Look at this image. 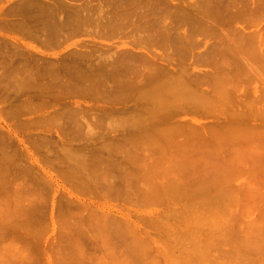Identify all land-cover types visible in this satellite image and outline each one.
<instances>
[{
  "label": "rangeland",
  "instance_id": "obj_1",
  "mask_svg": "<svg viewBox=\"0 0 264 264\" xmlns=\"http://www.w3.org/2000/svg\"><path fill=\"white\" fill-rule=\"evenodd\" d=\"M41 1H43V0H41ZM44 1H46V0H44ZM51 1L61 3L62 0L61 1L60 0L59 1L58 0H51ZM66 1L69 2V0H65V2ZM73 1H75V2H73ZM84 1L86 2V0H83V1H81V0L80 1L79 0H70V2L68 4H70V3L74 4L75 3V4L79 5L80 3H83ZM47 2H49V1H47ZM199 2H200V0L199 1L198 0H184V1L183 0H169V1L167 0L165 3L163 2V4H160L161 7L165 8L164 13L166 14V15L160 14V17L162 16L161 18H163V20L167 19L166 20L167 24L168 23L172 24V25L169 24V28L171 29V31H173L172 32L173 39H175V38L179 39V36H182L185 39V37L187 35V37H186L187 41L185 42L186 45H178L180 43L176 42V43H174V44H176V46H173L175 50L173 49V47L172 48L167 47V50H166L165 47L158 46V45H156L157 46V48H156V46L154 47V45H151L150 44L151 42H150L148 45H145L144 48H142V46H139L140 49H139V47H133V51L135 50L134 54H136V55L139 53L140 55L138 54V56H142L143 54L144 55L147 54L150 56V57H147L144 59L140 58V57L136 58V62H138L140 65L142 63V65H143L142 67H144L146 65L145 63H148V65H150L151 63H155V62H158V64H160V66L163 65L162 66L163 68L168 67L167 69H164V70L166 72H168V74H170L169 75L170 78L178 79L180 81H185L187 83V85H189V86H187L189 90L192 87L195 88V89L192 88L191 89L192 91L190 90L191 93L193 92L194 94L193 93L192 94L195 96L198 95L197 97L202 95L203 97L201 96V98L200 97L199 98L202 99L203 101L204 100L207 101L208 99L210 100V98L212 100H214L218 96V92L216 91L217 88H215V86L217 84L220 85L221 87H222V85L223 86L225 85V88L227 90L229 89L228 92L229 93L231 92L230 94L228 93L229 99H231V101H229V102L227 101L228 104L226 103L227 104L225 106L226 108H222L219 111H214V112L211 111V113L208 112L209 110L208 111H201V112H200V110L198 112H196L194 110H189V109H191L190 108L191 106L187 105L186 104L187 101H184V99H181L183 103L181 102V100H179L178 103H175L173 105V109H171L173 111H171L169 109H167L165 111L166 108H164L163 110L160 111V110H154L155 106L153 107L152 106L153 103L150 100L147 101V98L144 99V98H140L138 96L136 99L135 96H137V95H135V96L133 95L131 97H127V95H124L123 97H121L119 99L113 98L112 96H109V95L105 96L104 98H99V97L91 98L90 97L91 98L90 99L88 97L84 98L82 96H74V95H68L67 96L66 93H61L64 90H61V88L59 86L56 88L58 90L57 92H56V89L54 87H53L54 90H52V88L49 90L50 91L49 94H48V92L46 93L45 90L43 92L42 89L39 87H40V85L44 84L47 81L48 75L44 76L45 79L43 76L39 77V78H41L39 80H42V78H43V80H45V81H43L44 83L43 82L38 83V84H40L39 86H37L38 84L36 82H35V84H37V85L32 84V82L31 83L28 82L31 80L32 75H34V73L37 71V69H38L37 66L43 65V64L46 65L47 61H48V63H51L52 61L54 63V61H55L56 63H54V64H59V65H61L59 67L62 68L61 69L58 67L59 68V70H58L55 67L54 68L55 71L57 69V71H59L58 74L60 72H62L63 73V74L61 73L62 76H65V78H69V77H71V74H70V72H68V69L66 71V69H65L66 67L65 66L63 67V65H65L64 62H68L69 60L71 62L69 61L68 63L69 64L72 63V60H74V59H72V57L70 59L69 55L75 51H78L81 53H90V54L94 53L93 59L96 58L95 60L97 62H99L100 57H103V59H104V56H105V61H107V59L111 60L110 57L115 52H116V54H118V52L120 50H122V49L118 48L119 46H123L124 43H128L129 39H132V37L134 38L137 36L136 33L132 32V28H131V31L129 30L131 27V23L136 22V20L134 19L130 23L131 19L129 20L128 18H130V17H127L128 23H130V24L127 23L128 29H126V31L129 33L131 32L133 34V36L130 35L131 33L128 34V36H129V37H127V38H129L128 40L126 37H123V38H125V39H123L121 36L119 37V35H117V34H116V36L111 35V38L109 36L107 39V36L101 35V33L97 32L98 31L97 29L96 30L90 29L93 32L90 31V33H89V30H88L87 31L88 33L86 32V34L84 32L81 35L80 34H76L77 36L73 35L72 37L74 39L72 37L71 38L69 37L70 39H68V41L65 42L67 44H64V42H61V40H60L59 43L57 42V44L51 45L48 47L42 41H39V43L35 42L36 40L32 39V37L28 38L27 35L26 36L20 35L19 31H17V32H19V33H17L14 30H13V32H11L9 29H7V27H6L7 22L10 19L11 20L19 19L18 16L8 13V12H10L9 10H11L10 7L15 6L17 1L16 0H0V42H1L0 47L2 46L1 47L2 49L0 48V51H1V53H0L1 54L0 55L1 56L0 57V64H1L0 74L3 73L0 76V78H1L0 79V87L3 86L2 88H0V149H2V151L0 150V152H1L0 153L1 154L0 155V157H1L0 158V228L3 229V230L0 229V234H2V235H0V264H4L3 263L4 261H5V263L6 262L9 263V261L10 262L15 261L14 263L17 262L16 264H18V263L19 264H136V263H141V264L144 263L145 264V262H146V264H154V263L155 264H157V263L158 264H167V262H166L167 260L169 262L168 264H172L174 262L180 263L181 260L184 262H181L180 264H185V261H186V264H191V262L186 260V258L190 259L188 254H187L188 249L185 247V245H182V243L178 242V244H177V242H174L173 248L166 250L165 253L163 250H161L160 247H158L159 245H161V247L166 246L167 244L164 243L166 239L173 241V237L177 233V231L174 229L175 228L174 226H177L175 224L176 222L175 223L172 222L171 224L166 223L167 221L164 220L165 218H164L163 214L165 215L168 212V210H169V212H170V210L171 211L173 210L172 213H174V211L176 209L175 213L181 212L182 214L181 213H179V214H181L182 216L184 215L185 218H188L189 216H195V212H196L197 216L199 214L202 215L203 213H204L203 215L207 216L208 213L205 214V212H207L206 209H205V211H203V208H206V207L203 206L201 203H199L200 205L199 204L193 205L195 210H187V204H185V202L179 203V204L176 202H173L174 203V206H173L172 202H169L171 204L168 203L169 200H166L167 203H166V201L163 200L165 198L166 199L174 198L173 195H168V194H163V193H167L168 190H170L171 185L169 183H171V181H173V182L175 180L179 181V184L182 183L181 185H183V186L185 185V187L188 191H192L196 188L199 189V187L202 185L210 184V182L212 183L213 182L212 180H214L216 177L219 178L222 176L224 178V175H225V178H224L225 180L227 179L226 177H229L223 183V186H224L223 188L225 189L224 191L229 192L228 195L230 197H232V198L236 197V200L233 199L235 201H230L231 202L230 204H229V202L228 203L226 202V204L229 205L228 209L230 212L227 211L228 214H226V216L224 215L225 213L220 214L221 220L219 219L220 221L217 222V225L219 224L218 228L220 230L226 229V231H227L226 234H230V236H233L234 238H236V240L238 237V239L240 241H243L244 243H249V242L254 243L255 242L254 244L259 248L258 251L261 250L260 246H261L262 240L264 239V233H263L264 232L263 231L264 230V224L262 223V220L264 222V217H263L264 216V114H263L264 113V71H263L264 67L261 65L260 69L259 68L256 69L257 72L256 71H250V72L246 71L245 73L240 72V74H238L236 69H234L236 71V73L233 72V74H231V76L234 78H230V80L227 79L228 82H224V83L221 82V83L216 84L214 79L219 78V76H220V78L221 77L226 78L225 72H228L227 69H225L224 71L218 70V69L216 70V66H214L213 64H210V62L206 63L204 60H202L203 57H200V56L208 53L209 51L213 52L212 48H214L216 45H217V51L214 50L215 51L214 54L224 55V53H222V50H224V47H225L224 44H227V42H228V41L226 42V40L227 39L234 40L236 37L239 38L238 36H240L241 34H243L247 37L250 36V34H251V36H252V34L253 35L254 34L255 35L256 34L257 35H259V34L263 35L264 34V21H261L258 23H251V24H247V23L243 24V23H237L236 22V23L231 24L229 27L225 26L224 24H222V25L219 24V27L222 28L223 30H221L217 25H215L214 27L216 30L214 29V27L211 28V30H209L210 29L209 27H206V28L202 29L203 31H199V30H201V25H199L200 24L199 22H196L195 26H192L191 24H189V26L191 25L189 27L188 23L186 25V23H184L183 20L180 19V16L182 14H179V12L183 11V8H187V6H188V8L190 7V11H191L193 9L192 7H196L197 6L196 4ZM100 3H102V4H100ZM100 3L96 2V5L94 4L98 8L97 11H99V13L97 15L100 14L99 16L96 15V20L94 21L96 23L98 22L97 25L99 23H101L102 21H105L106 18L109 19L108 18L109 16H107V14L105 15V13L108 12L107 10H104V9H106V8H104L105 4H103L102 1ZM44 4H46V3H44ZM98 5H99V7H98ZM165 5L171 9H173V11H170L172 13L167 12L168 8L165 7ZM86 6L88 7L89 5H86ZM100 6H102V7L104 6L103 10ZM176 6L179 8L182 7L181 8L182 10H179L177 12L178 14H176L175 13L176 11H174V8H176ZM103 11H105V12H103ZM109 12H111V11H109ZM196 13H197V11H196ZM58 14L63 15L64 13H61V11H59ZM173 14L178 15L179 19H177V20H180V21L175 20V18H178V17L175 16V18H173L174 17ZM165 16H166V18H165ZM21 17L22 16H20V18ZM167 17H169V18H167ZM103 18H105V19H103ZM98 19L100 20V22ZM173 21L175 24L173 23ZM204 23L207 24L208 22H204ZM183 24H185V25H183ZM97 25H95V27ZM234 26H237V28ZM176 27L177 28L179 27V28L177 29ZM233 27H234V29L231 30V28H233ZM92 29H95V28H92ZM174 29H176V30H174ZM194 30L196 31V33ZM212 30H214V31H212ZM225 30H226V32H225ZM228 30L231 31V36H229L230 32ZM94 31L97 33H95ZM210 31H211V33H210ZM222 31H224V32H222ZM127 32H125V33H127ZM178 32H181V33H178ZM215 32H216V34H215ZM218 32L219 33L222 32L221 35ZM234 32H236L235 36H234ZM87 34H89V35H87ZM91 34H93V35H91ZM191 34H193L194 36H192ZM236 34H237V36H236ZM142 35H145V34L142 33ZM176 35H179V36H176ZM189 35L191 37H189ZM218 35H220L221 37ZM105 36H106V38H104ZM112 36H113V40H112ZM101 37H102V40H101ZM182 37H180V38H182ZM219 37H220V39H219ZM232 37H235V38H232ZM98 38H100V39H98ZM119 38H121L120 41L118 40ZM159 38H161V36H159ZM188 38H189V40H188ZM222 38H223V40H222ZM24 39H25V41H24ZM71 39H73V41ZM110 39H111V41H110ZM38 40H41V39L39 38ZM123 41H127V42H123ZM189 41L191 42V45H190ZM219 41H220V43H219ZM222 41H225V42H222ZM27 42L30 43L31 45H29ZM90 42L92 43V45H90L91 44ZM111 42H115V43L118 42V44L116 43L117 45L115 44V46L113 47L114 43L111 44ZM187 42L189 43V45ZM4 43H5V45H4ZM26 44L32 48H30L29 46H28L29 47L28 48ZM32 44L35 45L36 47L35 46L33 47ZM58 44H61V46L60 45L58 46ZM212 44L214 46H212ZM221 44H223V45H221ZM6 45H9V46H7L8 50L6 49ZM42 45H46V46L42 47ZM106 45L107 46L109 45V46L107 47ZM218 45H220V46H218ZM252 45L256 48V50L250 51L248 48H246L250 51L251 55H249L248 51H246L245 53L243 52V54H242L244 56L246 55L247 57H249V60H251L252 56H255L253 54H255V53L257 54L256 51H258L257 56L260 54L262 55V53H260V51H261V49L264 50V40L261 44H259V46H258V44H255V45L252 44ZM3 46L5 47V49L7 51L6 50L4 51ZM96 46H99L100 48L96 47ZM105 46L107 48H110V50L107 49ZM179 46H180L181 50L178 49ZM221 46H222V49L220 50ZM22 47H24V50ZM103 47H105V48H103ZM153 47H154V49H153ZM250 47H251V45H250ZM14 48H16L15 52H19L21 54L24 53L25 55L19 56L21 54L16 53V56L17 55L18 56L15 57V53H13V51L15 50ZM191 48H193V49H191ZM259 48H260V50H259ZM93 49H94V52H92ZM96 49H99V50H96ZM100 49H101V52H99ZM113 49H117L118 51L113 50ZM146 49H148V50L151 49V50L147 51ZM186 49H187V51H186ZM218 49H219V51H218ZM2 50H3V52H2ZM86 50H88V51L90 50V52H88ZM112 50L114 52H112ZM140 50L143 53L140 52ZM168 50L170 52H168ZM105 51H106V53H105ZM107 51L111 52L109 54V55H111L110 57L107 54L108 53ZM238 51L241 52L240 50H235L236 54H240ZM8 53H11L10 55L12 58L10 57V59H13L12 55H14V60L10 61V59L8 58L10 55ZM29 53H30V55H29ZM98 53H100V55ZM191 53H193L192 54L193 58L191 57ZM4 54L6 55V57ZM116 54H114V55H116ZM160 55H162V56H160ZM163 55H165V56L163 57ZM172 55H174V56H172ZM198 55H199V57L196 58V56H198ZM26 56L28 57V59ZM151 56H155V58L154 57L153 58L156 61L154 59L152 60ZM177 56H178V58H177ZM187 56H189V57H187ZM30 57H31V60H30ZM34 57H35V59H37V66H35L36 60L34 59ZM172 57H174V58L176 57V58L174 59ZM2 58H4L5 60ZM149 58L151 59V61L149 60ZM169 58L172 60V62ZM200 58H202V59H200ZM258 58L259 59H257V60H259V61H257V60L256 61L259 64L260 63L263 64L264 63V60H263L264 57H258ZM82 59L83 58H78L79 61ZM89 60L90 59H85V62H84V60H82L81 65H79V66H81L79 69L82 71L87 70L86 68L88 67L87 66L88 62H90ZM144 60H146V61H144ZM148 60H149V62H148ZM253 60H254V57H253ZM253 60L251 61V64L254 63ZM3 61H5V63ZM21 61H22V63H21ZM23 61H24V63H23ZM11 62H13V63H11ZM57 62H60V63H57ZM86 62H87V64H86ZM9 63L11 64V67H10ZM32 63H33V65H32ZM34 63H35V65H34ZM38 63H39V65H38ZM138 63H137V66H140ZM69 64H68V66H69ZM22 65L28 67L26 69V71L28 73L25 72V70L21 72L19 69H17L19 67H22ZM14 66L18 72L20 71L19 73L17 72L18 77L16 76L17 78L15 79L16 81H17V79H19V80L17 81V84H13V85L8 86L5 82V80H7L6 79L7 77L5 75H7L6 74L7 71L9 72L12 69L14 70L15 69ZM1 67H3V68L5 67V70ZM145 67H147V69ZM145 67L142 68L143 71L141 70V72L139 74L142 75L145 72H149L148 70H150L151 67L147 66V65ZM145 70H147V71H145ZM259 71H263V72H259ZM32 72H33V74H32ZM219 72H222V73H219ZM20 73L22 75H20ZM176 73L179 74L180 77L178 75H176ZM217 73H219V74H217ZM248 73H252V74H248ZM24 74H27V75L24 76ZM67 74H68V76H67ZM139 74L137 76H140ZM185 74L186 75L188 74L189 77H188V75L186 76ZM244 74L245 75L247 74L248 76L247 75L245 76ZM174 75L176 76V78L173 77ZM223 75H224V77H223ZM237 75H238V77H235ZM242 75H244V77H243L244 79L241 78L239 80V77H242ZM22 76H24V79H22L23 78ZM211 76H215V77L214 78L212 77V79H211ZM19 77H21V78H19ZM25 77H27V79L30 78V80L27 81V79ZM246 77H248V78L251 77V78H249V80H248V78H246ZM140 78H143V77H140ZM182 78L183 79L185 78V79L181 80ZM3 79H5V80L3 81ZM20 79H22V80H20ZM210 79L213 82L210 81ZM232 79H233V81H232ZM1 80L4 82L3 84H2ZM23 80L25 82L27 81L29 83V84H27V82H26V84L28 85L26 87H29V88L25 87L23 89L21 87H18L19 81L21 83V81L23 82ZM239 81H240V83H239ZM213 83L216 85H214ZM225 83H227V84H225ZM233 83H235V85H233ZM110 84L112 85V83H110ZM111 85H109V86H111ZM21 86H23V85H21ZM210 86H211V88H210ZM6 87H8V91L6 90ZM30 87H33V90H32V88L30 89ZM35 87L38 89H35ZM102 87H104V88H102L104 90L105 86H102ZM227 87H229V88H227ZM12 88H13V91L11 90ZM19 88L23 89V90H21V93H20ZM196 88H197V91H196ZM14 89H15V92H14ZM18 89H19V91H18ZM210 89H212V91ZM200 90L201 91L203 90V92L202 93L200 92L201 94L200 93L198 94L197 92ZM214 90L216 91V93H214L215 92ZM16 91L18 93H16ZM24 92H25V94H24ZM39 92L40 93L43 92V94H40ZM232 92H234V93H232ZM58 93H59V95H57ZM20 94H21V96H20ZM55 94H56V96H55ZM211 94H213V96ZM18 95H19V97H18ZM207 96H208V98H207ZM204 98H206V99H204ZM116 100H118V101L120 100V102H118ZM145 101L147 102V104ZM150 102H151V104H150ZM137 103H139V104H137ZM29 104H31L30 107H29ZM22 105L26 106V109L24 108L25 110L23 109V107H25V106L22 107ZM34 105H36V106H34ZM144 105H146V106H144ZM149 105H150V107H149ZM185 105H187V106H185ZM142 106L146 107L147 109L144 108L145 109L144 110L142 108ZM177 106H178V109L176 108ZM151 108H152V110H151ZM35 109H38V110H35ZM141 109L144 111H142ZM106 110L108 113L111 112V113H109L110 115L107 112H105ZM61 111H63V113ZM75 111H77V112H75ZM153 111H155V112H153ZM156 111H158V113ZM170 111H171V113H170ZM259 111H260V113H259ZM130 112L131 113L133 112V114H131ZM136 112H139V113H136ZM165 112H167V113H165ZM207 112L209 114H207ZM75 113H76L77 117H76ZM112 113L115 114L117 117L114 115H111ZM102 114H104V115H102ZM162 114H163V116H162ZM236 114L237 115L239 114L240 116L238 115L239 117L234 119L233 116ZM69 115H71L72 117ZM74 115H75V118L73 119ZM83 115H84V117H81ZM100 115H102V116H100ZM118 115H121V116L119 117ZM55 116H57L58 121L59 120L61 121V119H62V121L64 120L63 122L62 121L61 122L64 123L67 130H63V132H62V130L60 131L59 125L62 123L60 121L58 122L57 119L55 118ZM60 116H61V118H60ZM67 116H69V117H67ZM79 116L81 117L80 119H79ZM94 116H95V118H94ZM140 116H141V118H140ZM87 117H89V118H87ZM142 117H144V118H142ZM149 117L151 119V122H150ZM157 117H159V118H157ZM46 118L48 120H46ZM97 118H98V120H97ZM119 118H121L122 120H120ZM145 118L147 121L144 120ZM240 118H241V120H239ZM68 119L70 121L73 120V122L75 121V123L69 122ZM94 119H96L97 122ZM104 119L106 121H104ZM109 119L112 121L113 120L114 121L116 120V121L112 122V121H109ZM125 119L130 120V121L127 122ZM131 119L132 120L135 119V120L132 121ZM54 120L56 122H54ZM86 120H88V121L86 122ZM118 120H120L119 124L117 123ZM158 120H160V122ZM47 121H48V123H47ZM92 121H95V122H92ZM245 121H246V123H245ZM49 122L51 124H49ZM76 122H77V124H76ZM136 122H139V124L138 123L135 124ZM140 122H143V123H140ZM163 122H165V123H163ZM243 122L245 123V126H244ZM79 123H82V124H80L82 129H81ZM107 123H109V124H107ZM132 123L134 125H132ZM97 124L99 127L97 126ZM105 124H107V125H105ZM124 124H125V126H124ZM126 124L128 126H126ZM86 125H88V126H86ZM117 125H119L118 126L119 128L116 127ZM78 126H79V128H78ZM83 126H85V127H83ZM121 126L123 127V129ZM231 126L233 127L232 129L241 128V131H240L241 133H236V134H238V135L235 134L236 138H235V135H233L231 138L226 139V138H224V136H226V134H225L226 129L230 128ZM91 127H93V128H91ZM139 127H141V128H139ZM145 127H146V130L143 131L142 129L143 128L145 129ZM169 127H171V128H169ZM74 128H75V130H72ZM87 128L89 129V131ZM96 128H98V129H96ZM125 128H126V130H125ZM151 128H156V129H151ZM218 128H220V129H218ZM76 129L78 131H76ZM101 129H103V130H101ZM139 129H140V132H139ZM171 129H173V130H171ZM81 130H83V131L85 130V131L83 132ZM94 130L95 131L98 130L96 132V134H94L95 133ZM165 130H167V131H165ZM168 130H170V133ZM67 131H70V132H67ZM91 131L92 132L94 131V133H92ZM156 131H157V133H156ZM172 131H174V132H172ZM75 132H76V134H75ZM81 133H83L84 135L83 134L80 135ZM99 133H101L102 135ZM162 133H163V135H162ZM77 134L79 136L76 137L75 135H77ZM92 134H93V137H92ZM104 134H106V135H104ZM166 134H168L169 137H167L168 135H166ZM239 134H241V136ZM129 135L139 136L141 138V141H139L138 144L136 143L137 141L131 143V142L126 140L127 138H131V136L129 137ZM142 135H144V136H142ZM157 135H159V136H157ZM81 137L82 138L84 137V139H81ZM151 137L154 141L151 139ZM155 137L156 138L159 137L157 139L159 141H162V142L159 143V141ZM180 137H182V138H180ZM217 137H219V139ZM212 138L214 140H212ZM215 138H217V139H215ZM86 139H88V140H86ZM147 139H150V140L146 141ZM230 139H232V140H230ZM83 140H84V142H83ZM155 140H157V141H155ZM167 140H169V141H167ZM174 140H176V141H174ZM221 140H223V143ZM72 141H74V142H72ZM88 141L90 143L93 142V143H91L92 145L89 144ZM123 141H125V143H122ZM151 141H152V143H151ZM165 141H167V142H165ZM103 142H104V144H103ZM183 142H184V144H183ZM72 143H73V145H72ZM74 143H75V146H74ZM79 143H81V144H79ZM106 143L108 144L109 147L105 146V145H107ZM115 143H117V144H115ZM156 143H157V146H154V145H156ZM112 144H114V145H112ZM160 144H162L165 147H163ZM174 144L176 145V147ZM64 145H65V147H64ZM68 145L69 146L71 145V146L69 147ZM76 145H78V146H76ZM86 146L88 149H86ZM115 146H117L118 149H116ZM120 146L122 149L120 148ZM81 147L83 149H81ZM110 147H112V148H110ZM128 147L130 148V150H128L129 149ZM178 147H179V149H178ZM70 148H71V150H70ZM75 148H76V150L78 148V151H76ZM66 149H68V150H66ZM106 149H107V151H106ZM111 150L114 151L115 154H113V152H109ZM66 151L68 153L73 152V151L78 152L79 154L80 153L83 154V156H85L86 153H87V155H89V153L92 152L90 155H91V157H93V159H91V161L87 162L86 166L82 165V167L83 166L86 167L87 172L85 171L84 174L91 175V172L93 171V174H92V175H94L93 177L96 179L98 178V180H96V183H95L96 186H93V187H95V188H93L95 191L94 193H93V191L91 192L92 194L87 190L84 191V189L80 186V185H82V183H84V181L81 180L82 174H77L75 176V178L73 177V179L71 178L70 180L67 177H65L67 172H68V169H69L68 167L71 166V162L69 164V162H68L69 160H65V158H64L63 154H67ZM100 151L101 152L103 151V153L106 152V156H105V154L103 155V153L101 154ZM116 151L119 152V154ZM130 151L134 157L131 155ZM133 151H135V154ZM5 152H7V153H5ZM59 152L61 155H59ZM125 152L127 153L128 156L123 155V154H125ZM3 153H4V156H2ZM5 154H8V155L5 156ZM10 154H12V155H10ZM97 154L100 157H101V155L103 157L105 156L106 162H105V160L104 161L98 160ZM90 155L88 157H90ZM109 155H112L113 157L112 156L110 157ZM8 156H11L12 158H10V157L5 158ZM57 156H61V157H57ZM94 156H95V158H94ZM141 156H143V159L141 158ZM126 157H128V159H125ZM134 158H136V159H134ZM163 158H165V159H163ZM168 158L170 159V161L168 160ZM2 159H4L6 163L5 162L3 163ZM57 159H59L60 161H58ZM138 160H140V162ZM165 160H167V161H165ZM7 161L8 162L10 161V163H9V166L11 165L10 167L8 166ZM62 161H64L63 163L65 165L66 164H68V165L63 166ZM132 161H134V162H132ZM56 162L62 163V164H58ZM148 162H150V163H148ZM180 162H181V164H180ZM93 163H95V164H93ZM114 163H115V165H113ZM135 163H136V165H134ZM1 165L2 166L5 165L6 166L5 169L6 168H8V169L5 171L4 166L2 167ZM60 165H62V168ZM107 165H109V166L107 167ZM163 165L164 166L166 165V167H164ZM172 165H176V166H172ZM177 165H180L179 166L180 168H178ZM89 166L93 169L87 170V168L89 169ZM145 166H146V168H145ZM84 167L82 168V171L84 170ZM133 167L136 169H134ZM148 167H150V168L148 169ZM160 167H161L162 172L160 170ZM173 167H175V168H173ZM2 168H3V170H2ZM94 168H96L98 170H95ZM103 168H104V170H103ZM110 168H112L113 170ZM165 168H166V172H165ZM121 169L123 170L122 173L120 172ZM126 169H128V170H126ZM170 169H172L173 171L171 172ZM101 170H103V171H101ZM107 170L110 172L109 176H108ZM129 170L132 174L129 172ZM148 170H150L152 172H150ZM95 171H97V172H95ZM104 171H106V173ZM115 171L118 172L120 175L118 173H114ZM153 171L156 173V175L152 174V173H154ZM3 172H4V175H3ZM23 172L25 175L23 174ZM98 172H100V173H98ZM134 172L136 174H134ZM63 173L65 174V176ZM145 173H146V175H145ZM165 173H167L168 175H166ZM175 173H177V174H175ZM190 173H192L191 175H194V173L196 175L190 177ZM227 173L229 176H227ZM96 174H97V176H95ZM102 174H105V175H102ZM147 174H148V176H147ZM219 174H222V175H219ZM128 175L131 178L128 177ZM135 175H137V178L139 175L140 176L138 179H136ZM183 175H184V177H183ZM185 175L187 176V178ZM210 175H212V176H210ZM98 176H101V177H98ZM123 176H124V178H123ZM132 176H134V177L132 178ZM149 176H151V177H149ZM167 176H170V177H167ZM180 176L182 177V179L181 178L176 179L177 177H180ZM77 177H78V179H77ZM110 177L111 178L113 177L112 181H111ZM114 177L118 178V180L116 178L114 179ZM125 177L128 178V180L126 179L128 182L125 180L126 183L123 180V179H125ZM147 177H149V178H147ZM158 177H159V179L157 180ZM192 177H194V178H192ZM102 178H104V179H102ZM154 178H155V180H154ZM162 178H164V180ZM169 178H171V180H169ZM209 178H210V180H209ZM131 179H133V180H131ZM145 179H146V181H145ZM149 179H151L153 182H151ZM78 180H81V181H78ZM114 180H115V182H114ZM136 180L139 183V185L135 184V186H134L133 183L134 182L137 183ZM167 180H168V182H167ZM118 181L120 183L121 182L123 183V187L125 186L124 190H123V187L121 186L122 184H120ZM140 181H142V182H140ZM147 181L148 182L150 181V182L146 183ZM155 181H158V182L156 183ZM162 181H164V182L162 183ZM79 182H81V183H79ZM104 182L106 184L108 182V185H106ZM154 182H155L157 187L155 186V184H153ZM128 183L132 184V186ZM140 183H141V186H140ZM150 183L152 184L151 186H150ZM159 183L161 186L164 185V188L162 187L163 191H162V188L159 185ZM165 183H168V187H166L167 184H165ZM98 184H101V185L99 186ZM114 184H116V185H114ZM118 184H120V185H118ZM109 185H111V186H109ZM143 185H144V188H146V190L142 187ZM101 186H103V187H101ZM105 186H106V188H108L107 186H109L108 189H109L110 194L108 193V189H106ZM119 187H121L120 189H122V192L124 191L123 192L124 194L126 192H128L125 194V195L128 194L127 198L124 194H119V190H118ZM131 187H133V188H131ZM137 187H138V190L136 189ZM139 187L142 190H140ZM149 187H150V190H149ZM97 188L100 189L101 191L98 190ZM102 188L104 190L103 193H102ZM112 188H113V190H112ZM129 188H131V189H129ZM154 188L155 189L157 188L158 190L155 191V190H153ZM79 189H81V190H79ZM96 189L98 190V192H96ZM125 189H127L126 192H125ZM133 189L135 190L134 193L136 194L138 192L139 195L138 194L135 195L134 193H132ZM165 190H167V192H164ZM140 191H142V192H140ZM152 191L153 192L155 191V192L153 193ZM115 192H116V194H115ZM157 192L161 193V194H158ZM98 193H100V194H98ZM129 193H131V195H129ZM143 193H145V194L143 195ZM230 193L233 196L230 195ZM117 194L121 195L120 198ZM156 194H157V196H156ZM116 195H117V197H116ZM132 195H134L133 196L134 198L132 197ZM145 195L146 196L150 195L151 198L152 197H154V198L151 199L150 197H148V199H147ZM159 195H160V197H159ZM122 196H124V197H122ZM158 197H159L160 201L156 200V199H158ZM145 198L147 199V201L145 200ZM138 199H140V200H138ZM149 199H151L152 201ZM155 201H157V202L155 203ZM158 201L161 202V204ZM233 202L237 203V204H234ZM141 203H143L144 205ZM103 204H106V205L108 204L107 206L110 208V210L109 211H106V209H103V211H101V209L96 210L97 206H100ZM232 204H233V206H232ZM184 205H185V208H184ZM230 205H231V208H230ZM170 206H173L174 209H173V207H170ZM177 206H178V208H176ZM30 209H32V210H30ZM179 209H182V210L179 211ZM185 209L187 211H184ZM232 210L234 213L233 217H232L233 213L231 212ZM28 211H31V212H28ZM96 211H97V213H95ZM27 212L30 214H28ZM183 212H185L187 214H185V213L183 214ZM101 213L103 216H101V215L98 216ZM192 213L194 215H192ZM66 215H69L70 217H72V219L69 218V216L67 217ZM74 215H75V217H74ZM94 215L98 216V218L101 217V219H99V220H101V222L103 220V223L104 224L106 223L107 227L110 230L117 229L120 226L123 227L126 224V231L128 228L130 229V231H128L130 233V235H128L127 241H129V240H131V241L136 240L139 242L143 241V242H146V243H144L145 245H148L147 248L149 250L147 249V251H150L151 253L147 252V256H145L147 259H144L145 257H143V260L140 262L141 259L138 260L136 257H134L133 254L131 255V253H129L130 250H128L126 242L119 241L118 238L115 239L112 236H108L105 238V236L108 235V231H107V229L103 230V227H101L102 228V230H101L100 226H105V225L103 223H102L103 225L100 224L98 221V218ZM160 215H161V217H160ZM227 215H229V216L227 217ZM230 215H231V218H230ZM28 216H30V217H28ZM87 218L90 220L91 219L96 220V221H94V226L91 225L93 223L92 220L89 221ZM159 218H161V220H158ZM68 219L72 220V222L68 221ZM104 219H105V222H104ZM180 219L177 222L178 224H179V222H181ZM230 219H233L234 222L233 223L230 222V221H232ZM74 220L77 222L75 223ZM163 220H164V224H163ZM227 220H228V222H227ZM78 221H79V223H78ZM97 221H98V223L96 224ZM109 221L111 222V224H109V226H108V223H110ZM156 221H157V223H156ZM117 222H119L120 224L122 223V224L120 225ZM88 223H90V224H88ZM115 223L117 224V226L118 225L119 226L118 227L115 226L116 225ZM151 223L152 224L154 223V225H152ZM261 223L263 224V226L261 225ZM12 224L13 225L16 224V225L11 227ZM76 224L79 225V228ZM95 224L99 226L97 229H96L97 226ZM127 224H128V226H127ZM220 224L223 225L224 227L222 226V228H221ZM113 225H114V228H113ZM155 225H157L158 228H160V229H158ZM203 225H204V222H203ZM206 225L207 224H205L203 226L204 228L208 227V228L203 229L206 232V233H203V238L208 239V240H204V239L200 238V240H198V242L199 241L200 242L205 241L202 244V245L205 244L204 247L207 246V244H209L208 245L209 251H207V248H205V249H206L207 255H210V254L211 255H210V257L207 256L208 258L206 256H204V258H207V259H206L205 263H202L205 260L203 258L201 264H216V263L217 264H220V263L221 264H225V263L242 264V263H240V262H242V260L237 255L234 254L233 249H232V247H234L233 246L234 244L232 243V241L235 242L234 241L235 239L231 238L232 239L231 240L229 237V239H230L229 240V239L225 238L226 235L221 237L220 236L221 233L219 232L220 230L217 231V232H219L218 236H220V237H218L219 239H216L217 235L215 233L212 232L210 234L212 236H210L208 234V232L210 233L211 230L208 231L210 228L208 225L207 226ZM148 226L152 227L153 229L149 228ZM166 226H168V227H166ZM171 226H173V228ZM258 226H260V227H258ZM5 227H8V229ZM9 227H11V228H9ZM164 227H165V229H163ZM177 227H180V225H178ZM99 228H100V230H99ZM123 228L125 229V227H123ZM167 228L168 229L170 228L173 231L170 229H169L170 231H168ZM255 228L256 229L261 228V230L257 229V230H259V231H257ZM252 229H255V233L253 232L254 230H252ZM98 230H99V232H98ZM162 230H164V231L166 230V232L162 233ZM213 230L215 231V229H213ZM4 231H6V233ZM146 231H147V233H146ZM256 231H257V233H256ZM8 232H9V234H8ZM104 232L105 233L107 232L106 235L104 234ZM128 232H127V234H128ZM148 232H150V233H148ZM250 232H251V234H250ZM258 232L259 233L261 232L263 235L262 236L260 235V237H258V235H259ZM222 233H223V231H222ZM138 234H140V236H138ZM148 234H150V235L148 236ZM156 234L159 235L158 237H160V238L156 237ZM160 234L162 235V237ZM165 234H167V235H165ZM213 234H214V236H213ZM97 235L99 236L98 238H97ZM100 235H102L103 237ZM141 235L143 237L146 235V237H144V239H143ZM168 235H170V237ZM176 235H175V237H176ZM204 235L205 236L209 235L210 237L209 236L205 237ZM249 235H250V237H249ZM152 236L155 237V239L153 238L154 240L152 239ZM100 237L103 239H101ZM148 237H150L151 239H149ZM257 237L258 238L262 237L263 239L262 238L258 239ZM113 238H114V240H111ZM222 238L224 240H222ZM249 238H250V241L247 242L246 240H249ZM146 239L151 240V241L149 242ZM156 239H157V241H156ZM213 239L214 240L216 239L215 242H213ZM226 239L228 241L227 243L224 242V241H226ZM242 239H245V240H242ZM152 240L154 241V243L152 242ZM210 240L213 243L212 242L210 243ZM220 240L225 243L224 244L225 246L222 247V245H223L222 242L218 243V242H220ZM257 240L259 242H257ZM96 242H98V243H96ZM148 242H149V244H148ZM151 242L153 245H151ZM263 242H264V240H263ZM179 243L183 247L182 246L180 247ZM156 244H159L156 247L157 249L154 248V246H156ZM217 244H219V246ZM229 244H232V246L231 245L228 246ZM216 245H217V247H214L216 249H214L213 247L209 248L210 246H216ZM177 246H179V247H177ZM4 247H5V249L7 248L6 249L7 251L4 249V252L6 251L5 253L9 254L8 256H10V260L8 258V261H7L8 256L4 252H2L3 251L2 248H4ZM166 248H168V247H162V249H166ZM183 248H186V249L184 250ZM224 248H226V249H224ZM210 249H212V251ZM220 249L221 250L223 249V251H221ZM183 250L185 252H183ZM160 251H163L162 253H164V255L167 254V257L165 258L164 255L162 256V253ZM167 251L169 253H167ZM258 251H257V256H256L257 260L259 257L260 258L264 257L263 256L264 250H261L260 252H258ZM154 252H155V255H157V253H158L159 256L157 255L155 257V255L153 254ZM258 253H259V255H258ZM149 254H150V256H149ZM152 254H153V256H152L153 258L151 257ZM185 254L187 255L186 258L184 257ZM227 254H229V255H227ZM233 254L235 255L233 257L234 259L231 258V256ZM15 255H16V259H15ZM224 255H226V258ZM13 256H14L15 260L13 258H11ZM18 256H20V258H18ZM174 256H176V257L181 256V258H178V260H177V259H175L176 257H174ZM4 257H6V260ZM159 257L160 258L162 257L163 260H162V258L160 259ZM227 257H228V260L230 258L232 260V262H230V260L227 261ZM150 258H151V261H150ZM171 258H172V260H171ZM18 259H20V260H18ZM165 259H166V261H165ZM173 259H175L176 261H174ZM144 260H145V262H144ZM133 261H135V262L132 263ZM161 261H162V263H161Z\"/></svg>",
  "mask_w": 264,
  "mask_h": 264
},
{
  "label": "bare ground",
  "instance_id": "obj_2",
  "mask_svg": "<svg viewBox=\"0 0 264 264\" xmlns=\"http://www.w3.org/2000/svg\"><path fill=\"white\" fill-rule=\"evenodd\" d=\"M17 1V3H16V5L15 6H13V7H10L11 8V10H9L10 12H8L9 14H12V15H16V16H18L19 17V19H14V20H9L8 22H7V29H9L11 32H13V30L15 31V32H17V31H19L20 32V35H23V36H28V38L29 37H32V39H35L36 41L35 42H38L39 43V41H42L44 44H46L48 47L49 46H51V45H55V44H57V42L59 43L60 42V40H61V42H64V44H67V43H65V42H67L68 41V39H70L73 35H76V34H82V33H84L85 32V34H86V32L89 30V33H90V31L91 30H98L97 32H99V33H101V35H106L107 36V39H108V37L110 36V38H111V35H114V36H116V34L117 35H119V37L121 36L122 38L123 37H129L128 36V34H130L129 32H127L126 31V29H128L127 27H128V24H130L134 19L136 20V22H132L131 23V27H130V31H131V28H132V32L133 33H136L137 34V38L136 37H132L133 36V34L131 33L130 35H132L131 37H132V39H129V38H127V40L129 39V41H128V43H124L123 44V46H119L118 48H120V49H122V50H120L119 52H118V54H116V52L114 53V54H116V55H114L113 53V55L111 56V55H109L111 52H108L109 50H110V48H107L106 46V48L107 49H109L107 52V54L109 55V57L111 58V60L110 59H107V61H105V56H104V59H103V57H100V59H99V62H97L95 59L96 58H94L93 59V54L91 53H81V52H78V51H75V52H73V53H71L69 56H70V59H71V57H72V59H74V60H72V63L71 64H69L68 62L70 61H68V62H64V64L65 65H63V67L65 66L66 68V71H67V69H68V72H70V74H71V77H69V78H65V76H62V72H60L59 74H58V72L59 71H57V69L59 70V68H61V67H59V66H61V65H59V64H54V63H56L55 61H54V63H53V61L51 62V63H48V61H47V64L46 65H39V63H38V65L40 66H37V59H35V57H34V59L36 60V65H35V63H34V65L35 66H37L38 67V69H37V71L34 73V75H32V78H31V80H30V78H28L27 79V77H25L26 79H27V81L28 80H30V81H28L29 83H31L32 82V84H34V85H37L38 83H41V82H43V81H45V80H43V78H42V80H39V79H41V78H39L40 76H47L46 78H47V81L44 83V84H42V85H40V84H38L37 86H39L40 85V87L39 88H41L42 89V91L44 92V90L46 91V93L48 92V94L50 93V89L52 88V90H54L53 89V87L56 89L58 86L61 88V90H64L63 92H61V93H66L67 94V96L68 95H74V96H82V97H88V98H94V97H99V98H104L105 96H112L113 98H116V99H119V98H121V97H123L124 95H127V97H131V96H135V95H137V96H135L136 97V99H137V97L139 96L140 98H147V101L148 100H150L152 103H153V107L155 106V109L154 110H163L164 108H166L165 109V111L167 110V109H169V110H171V109H173V105L175 104V103H178V101L179 100H181V99H184V101H187L186 102V104L187 105H189V106H191L190 108L191 109H189V110H194V111H196V112H198L199 110H200V112L201 111H208V112H210L211 113V111H219L220 109H222V108H226L225 106L228 104V102L229 101H231V99H229V95H228V91H229V89L227 90L226 88H225V85L223 86L222 85V87L220 86V85H218L217 83H224V82H228V80H230V78H234V77H232L231 76V74H233V72H235L236 73V71H237V73L238 74H240V72H250V71H256V69L257 68H261L260 66L262 65L263 67H264V63L263 64H259L257 61H259V60H257V59H259L258 57H264V50L263 49H261V51H260V53H262V55L260 54V55H258L257 56V54H258V51H256L257 52V54L255 53V54H253V55H255V56H252L251 57V60H249V57H247L246 55L244 56V55H242L243 54V52L245 53L246 51H248V53H249V55H251L250 54V51H252V50H256V48L252 45V44H258V46H259V44H261L262 42H263V40H264V34L263 35H253L252 34V36H251V34H250V36H245V35H243V34H241L240 36H238L239 38H235V37H232V38H235L234 40H230V39H227L226 40V42H227V44H224V50H222V53H224V55H217V54H214L215 53V51H217V45L214 47V48H212V50H213V52L212 51H209L208 53H206V54H204V55H202V56H200V57H203V59L202 58H200V59H202V60H204L206 63H208V62H210V64H213L214 66H216V70L218 69V70H225V69H227V71L228 72H225L226 74H225V76H226V78H220V76H219V78H217V79H214L215 80V82H216V84H214V85H216L215 86V88H217V92H218V96L214 99V100H212L210 97V100L208 99L207 101H203L202 99H200L201 98V96H199V97H197V96H195V95H193L192 93H191V89L193 88H190V90L188 89V87L187 86H189V85H187V83L185 82V81H180V80H178V79H173V78H170L169 77V75L170 74H168V72H166L164 69H167L166 67L165 68H163L162 66H160V64H158V62H155V63H151L150 65H148V63H145L147 66H150L151 68H150V70H148L149 72H145V73H143L142 75L141 74H139L140 72H141V70H142V68H144V67H142L143 65H142V63H141V65L138 63V62H136V58H147V57H150L149 55H142V56H138V54L136 55V54H134V52H135V50L133 51V47H139V46H142V48H144V46L145 45H148L150 42V44L151 45H154V47L156 46V45H158V46H162V47H165L166 48V50H167V47H173V46H176V44H174V43H180V44H178V45H186V41H187V39H186V37H187V35H186V37H185V39H184V37H182V36H179V35H176V36H179V39L178 38H175V39H173V34H172V32L173 31H171V29L169 28V24L170 23H166L167 21V19H164L163 20V18H161L160 17V14H162V15H164L165 13H164V11H165V8H163V7H161L160 6V4H163V2L165 3L167 0H86V2L84 1L83 3H80L79 5L78 4H73V3H70V4H68L69 2H70V0H69V2H65V0H60L61 1V3H57V2H53V1H51V0H46V1H41V0H16ZM47 1H49V2H47ZM59 1V0H58ZM80 1V0H79ZM81 1H83V0H81ZM103 2V4H105V7L104 8H106V9H104V10H107L108 12H106L105 13V15L107 14V16H109L108 18L109 19H107L106 18V20L105 21H102L101 23H99L98 25H97V23L96 22H94L95 20H96V15L99 13V11H97L98 10V8H97V6H95L96 5V2L97 3H100V2ZM169 1V0H168ZM184 1V0H183ZM199 1V0H198ZM73 2H75V1H73ZM44 3H46V4H44ZM95 4V5H94ZM100 4H102V3H100ZM199 4V5H198ZM86 5H89L88 7L86 6ZM167 5V4H166ZM165 5V7H167ZM173 5V4H172ZM195 5V4H194ZM197 6L196 7H192L191 9V11H190V7L188 8V6H187V8H183V11H181V12H179V14H182L181 16H180V19L181 20H183V22L184 23H186V25H187V23H188V26H189V24H191L192 26H195L196 24V22H199L200 24L199 25H201V30H199V31H203L202 29L203 28H206V27H209L208 29L209 30H211V28H213L215 25H217L218 27H219V24H224L225 26H230L231 24H233V23H243V24H245V23H247V24H251V23H258V22H261V21H264V0H200V2L199 3H197L196 4ZM12 6V5H11ZM64 6V7H63ZM66 6V7H65ZM107 6V7H106ZM175 6V5H174ZM183 6V5H182ZM192 6V5H191ZM98 7H99V5H98ZM101 8H102V10H103V7L102 6H100ZM160 7V8H159ZM171 7V6H170ZM184 7V6H183ZM168 9V11L167 12H169V13H172V12H170V11H173V9H171V8H169V7H167ZM182 8V7H181ZM181 8H179V7H177L176 6V8H174V11H176L175 13L176 14H178L177 12L179 11V10H182ZM164 9V10H163ZM59 11H61V13H64L63 15L62 14H58L59 13ZM109 11H111V12H109ZM196 11H197V13H196ZM103 12H105V11H103ZM168 14V13H167ZM100 15V14H99ZM99 15H97V16H99ZM166 15V14H165ZM172 15V14H171ZM174 15V14H173ZM20 16H22L21 18H20ZM106 16V17H107ZM169 16V15H168ZM175 16L176 17H178V15H174V17L173 18H175ZM127 17H130V18H128L129 20L131 19V21H130V23H128V19H127ZM99 18V17H98ZM165 18H166V16H165ZM167 18H169V17H167ZM103 19H105V18H103ZM177 19H179V17L178 18H175V20H177ZM99 20V19H98ZM177 21H180V20H177ZM99 22H100V20H99ZM182 22V23H183ZM204 22H208L207 24L206 23H204ZM96 23V24H95ZM128 23V24H127ZM173 23H174V21H173ZM178 23V22H177ZM175 24V23H174ZM95 25H97L96 27H95ZM170 25H172V24H170ZM179 25V24H178ZM181 25V24H180ZM183 25H185V24H183ZM190 25V26H191ZM198 25V26H199ZM236 25V24H235ZM238 25V24H237ZM240 25V24H239ZM189 26V27H190ZM233 26V25H232ZM5 27V28H6ZM171 27V26H170ZM173 27V26H172ZM175 27V26H174ZM222 27V26H221ZM234 27H236L237 28V26H234ZM234 27L233 28H231V30L232 29H234ZM92 28H95V29H92ZM177 28V27H176ZM179 28V27H178ZM177 28V29H178ZM192 28V27H191ZM220 28V27H219ZM91 29V30H90ZM190 29V28H189ZM195 29V28H194ZM199 29V28H198ZM214 29H215V27H214ZM218 29V28H217ZM221 30H223L222 28H220ZM225 29V28H224ZM83 30H85L84 32H82V33H79V32H81V31H83ZM174 30H176V29H174ZM180 30V29H179ZM216 30V29H215ZM227 30V29H226ZM226 30H225V32H226ZM195 31V30H194ZM212 31H214V30H212ZM229 32H230V35L229 36H231V31L230 30H228ZM235 31V30H234ZM19 32H17V33H19ZM91 32H93V31H91ZM95 32V31H94ZM97 32H95V33H97ZM125 32H127V33H125ZM175 32V31H174ZM205 32V31H204ZM203 32V33H204ZM222 32H224V31H222ZM222 32H218L220 35H221V33ZM261 32V31H260ZM88 33V32H87ZM94 33V34H95ZM142 33H144L145 35H142ZM178 33H181V32H178ZM194 33V32H193ZM195 33H196V31H195ZM210 33H211V31H210ZM235 33L236 32H234V36H235ZM239 33V32H238ZM241 33V32H240ZM175 34V33H174ZM208 34V33H207ZM215 34H216V32H215ZM214 34V35H215ZM226 34V33H225ZM233 34V33H232ZM19 35V36H20ZM87 35H89V34H87ZM91 35H93V34H91ZM182 35V34H181ZM192 36H194L193 34H191ZM220 35H218V36H220ZM223 35V34H222ZM22 36V37H23ZM77 36V35H76ZM97 36V35H96ZM100 36V35H99ZM106 36L104 37V38H106ZM159 36H161V38H159ZM184 36V35H183ZM236 36H237V34H236ZM21 37V36H20ZM70 37V38H69ZM180 37H182V38H180ZM189 37H191L190 35H189ZM217 37V36H216ZM221 37V36H220ZM220 37H219V39H220ZM224 37V36H223ZM228 37V36H227ZM25 38V37H24ZM41 39V40H38V39ZM44 38V39H43ZM73 38V37H72ZM118 38V37H117ZM229 38V37H228ZM31 39V38H30ZM74 39V38H73ZM73 39H71L72 41H73ZM98 39H100V38H98ZM106 39V40H107ZM120 39L121 38H119L118 40L120 41ZM123 39H125V38H123ZM193 39V38H192ZM21 40V39H20ZM70 40V41H71ZM101 40H102V37H101ZM112 40H113V36H112ZM115 40V39H114ZM154 40V41H153ZM188 40H189V38H188ZM222 40H223V38H222ZM24 41H25V39H24ZM23 41V42H24ZM71 41V42H72ZM110 41H111V39H110ZM192 41V40H191ZM104 42V41H103ZM123 42H127V41H123ZM190 42V41H189ZM193 42V41H192ZM222 42H225V41H222ZM1 43V42H0ZM28 43V42H27ZM74 43V42H73ZM91 43V42H90ZM95 43V42H94ZM100 43V42H99ZM114 43V44H113ZM117 44H118V42H116ZM115 42H111V44H113V47L115 46V44H116ZM121 43V42H120ZM188 43V42H187ZM219 43H220V41H219ZM29 45H31L30 43H28ZM62 44V43H61ZM61 44H58V46L60 45L61 46ZM63 44V45H64ZM77 44V43H76ZM116 44V45H117ZM122 44V43H121ZM4 45H5V43H4ZM27 45V44H26ZM25 45V46H26ZM29 45H27V47L29 46ZM33 45V44H32ZM40 45V44H39ZM46 45H42V47L44 46H46ZM87 45V44H86ZM85 45V46H86ZM89 45V44H88ZM90 45H92V43L90 44ZM96 45V44H95ZM188 45H189V43H188ZM190 45H191V42H190ZM221 45H223V44H221ZM250 45H251V47H250ZM7 46H9V45H6V49L8 50V48H7ZM35 45H33V47H34ZM112 46V45H111ZM212 46H214L213 44H212ZM218 46H220V45H218ZM257 46V45H256ZM257 46V47H258ZM2 47V46H1ZM0 47V48H1ZM4 47V46H3ZM26 47V48H27ZM30 47V46H29ZM28 47V48H29ZM36 47V46H35ZM94 47V46H93ZM96 47H99V46H96ZM105 47H103V48H105ZM112 47V48H113ZM147 47V46H146ZM150 47V46H149ZM154 47H153V49H154ZM191 47V46H190ZM262 47V46H261ZM19 48V47H18ZM23 48V50H24V47H22ZM27 48V49H28ZM30 48H32V47H30ZM51 48V47H50ZM55 48V47H54ZM100 48V47H99ZM102 48V47H101ZM156 48H157V46H156ZM164 48V49H165ZM182 48V47H181ZM187 48V47H186ZM246 48H248V49H246ZM2 49V48H1ZM5 49V47H4V51L6 50ZM10 49V48H9ZM13 49V48H12ZM15 50L13 51V53H15V57H17L16 56V53L17 54H21V53H19V52H15L16 51V48H14ZM90 49V48H89ZM136 49V48H135ZM139 49H140V47H139ZM162 49V48H161ZM169 49V48H168ZM173 49H174V47H173ZM178 49H180V46H179V48ZM191 49H193V48H191ZM211 49V48H210ZM222 49V46L220 47V50ZM6 50V51H7ZM11 50V49H10ZM96 50H99V49H96ZM103 50V49H102ZM113 50H117V49H113ZM112 50V52H114ZM147 51H149V50H151V49H146ZM175 50V49H174ZM181 50V49H180ZM185 50V49H184ZM215 50V51H214ZM235 50H240L241 52H239L240 54H236V52H235ZM259 50H260V48H259ZM81 51V50H80ZM83 51V50H82ZM86 51H88V50H86ZM104 51V50H103ZM118 51V50H117ZM139 51V50H138ZM164 51V50H163ZM186 51H187V49H186ZM189 51V50H188ZM192 51V50H191ZM218 51H219V49H218ZM2 52H3V50H2ZM26 52V51H25ZM88 52H90V50L88 51ZM92 52H94V49H93V51ZM99 52H101V49H100V51ZM140 52H142L141 50H140ZM166 52V51H165ZM164 52V53H165ZM168 52H170L169 50H168ZM174 52V51H173ZM185 52V51H184ZM237 52V53H238ZM0 53H1V51H0ZM12 53V54H13ZM105 53H106V51H105ZM143 53V52H142ZM177 53V52H176ZM214 55H213V54ZM247 53V54H248ZM254 53V52H253ZM3 54V53H2ZM9 55L11 54V53H8ZM99 55H100V53H98ZM104 54V53H103ZM170 54V53H169ZM174 54V53H173ZM190 54V53H189ZM188 54V55H189ZM192 54L193 53H191V57L193 58V56H192ZM1 55V54H0ZM5 55V54H4ZM25 54L23 53V54H21V55H19V56H24ZM29 55H30V53H29ZM32 55V54H31ZM140 55V54H139ZM177 55V54H176ZM175 55V56H176ZM3 56V55H2ZM13 56V59H10V57H11V55L8 57L9 59H10V61L11 60H14V55H12ZM33 56V55H32ZM160 56H162V55H160ZM165 55H163V57H164ZM172 56H174V55H172ZM1 57V56H0ZM5 57H6V55H5ZM27 57V56H26ZM99 57V56H98ZM108 57V58H109ZM152 57V60L155 58V56H151ZM154 57V58H153ZM180 57V56H179ZM187 57H189V56H187ZM190 57V58H191ZM195 57V56H194ZM197 57H199V55L198 56H196V58ZM253 57H254V60H253ZM7 58V59H8ZM12 58V57H11ZM20 58V57H19ZM22 58V57H21ZM24 58V57H23ZM67 58V57H66ZM78 58H83L82 60H84V62H85V59H90L89 61L90 62H88V67L86 68L87 70H84V71H82V70H80L79 68L81 67V66H79V65H81V62H82V60H78ZM172 58H174V57H172ZM176 58V57H175ZM174 58V59H175ZM177 58H178V56H177ZM186 58V57H185ZM2 59H4V58H2ZM1 59V60H2ZM27 59H28V57H27ZM33 59V58H32ZM168 59V58H167ZM170 59V58H169ZM180 59V58H179ZM195 59V58H194ZM262 59V58H261ZM5 60V59H4ZM18 60V59H17ZM24 60V59H23ZM30 60H31V57H30ZM138 60V59H137ZM149 60L151 61V59L149 58ZM149 60H148V62H149ZM155 60V59H154ZM171 60V59H170ZM169 60V61H170ZM181 60V59H180ZM254 61V63H252L251 64V61ZM257 60V61H256ZM264 60V59H263ZM9 61V62H10ZM25 61V60H24ZM24 61H23V63H24ZM34 61V60H33ZM139 61V60H138ZM144 61H146V60H144ZM156 61V60H155ZM197 61V60H196ZM4 63H5V61H3ZM20 62V61H19ZM40 62V61H39ZM71 62V61H70ZM171 62H172V60H171ZM262 62V61H261ZM11 63H13V62H11ZM21 63H22V61H21ZM28 63V62H27ZM30 63V62H29ZM43 63V62H42ZM46 63V62H45ZM57 63H60V62H57ZM137 63L140 65V66H137ZM160 63V62H159ZM10 64V63H9ZM16 64V63H15ZM68 64H69V66H68ZM86 64H87V62H86ZM144 64V63H143ZM5 65V64H4ZM27 65V64H26ZM30 65V64H29ZM32 65H33V63H32ZM212 65V66H213ZM0 66H1V64H0ZM6 66V65H5ZM9 66V65H8ZM16 66V65H15ZM15 66H14V68H15ZM213 66V67H214ZM7 67V66H6ZM10 67H11V64H10ZM17 67V66H16ZM30 67V66H29ZM34 67V66H33ZM36 67V68H37ZM57 68L56 69V71H55V69L54 68ZM59 67V68H58ZM1 68H3V67H1ZM28 67H26V66H23L22 65V67H19V68H17V69H19L21 72L22 71H24L25 70V72H27L26 71V69H27ZM146 69H147V67H145ZM215 68V67H214ZM4 70H5V67L3 68ZM7 69V68H6ZM17 69L15 68L14 70L12 69L11 71H7V75H5L7 78V80H5V79H3V81L5 80V82H6V84L8 85V86H10V85H13V84H17V81L19 80V79H17V81L15 80L18 76H17V74L20 72H18L17 71ZM30 69V68H29ZM42 69V70H41ZM62 69V68H61ZM234 69H236V71L234 70ZM258 69V70H259ZM8 70V69H7ZM64 70V69H63ZM1 71V70H0ZM31 71V70H30ZM29 71V72H30ZM143 71V70H142ZM145 71H147V70H145ZM169 71V70H168ZM183 71V70H182ZM264 71V70H263ZM263 71H259V72H263ZM4 72V71H3ZM18 72V73H17ZM64 72V71H63ZM181 72V71H180ZM186 72V71H185ZM217 72V71H216ZM257 72V71H256ZM258 72V73H259ZM5 73V72H4ZM28 73V72H27ZM62 73V74H61ZM67 73V72H66ZM74 73V74H73ZM172 73V72H171ZM183 73V72H182ZM219 73H222V72H219ZM219 73H217V74H219ZM234 73V74H235ZM253 73V72H252ZM252 73H248V74H252ZM3 74V73H2ZM2 74H0V76L2 75ZM30 74V73H29ZM32 74H33V72H32ZM140 75V76H137V75ZM243 74V73H242ZM20 75H22L21 73H20ZM25 75H27V74H24V76ZM65 75V74H64ZM173 75V74H172ZM176 75H178L179 76V74H177L176 73ZM186 75V74H185ZM188 75V74H187ZM186 75V76H187ZM213 75V74H212ZM245 75V74H244ZM244 75H242V77H239V80L241 79V78H243L244 77ZM247 75V74H246ZM245 75V76H246ZM255 75V74H254ZM253 75V76H254ZM17 76V77H16ZM24 76H22L23 78L22 79H24ZM67 76H68V74H67ZM241 76V75H240ZM248 76V75H247ZM250 76V75H249ZM140 77H143V78H140ZM174 78H176V76L174 75L173 76ZM180 77V76H179ZM182 77V76H181ZM188 77H189V75H188ZM191 77V76H190ZM193 77V76H192ZM212 77L214 78L215 76H211V79H212ZM223 77H224V75H223ZM235 77H238V75L237 76H235ZM252 77V76H251ZM251 77H249V78H251ZM19 78H21V77H19ZM246 78H248V77H246ZM249 78H248V80H249ZM1 79V78H0ZM22 79H20V80H22ZM44 79H45V77H44ZM185 79V78H184ZM183 78L181 79V80H184ZM189 79V78H188ZM210 79V81H212ZM228 79V80H227ZM238 79V78H237ZM244 79V78H243ZM39 80V81H38ZM2 81V80H1ZM2 81V84L4 83ZM9 81V82H8ZM26 81V82H27ZM232 81H233V79H232ZM13 82V83H12ZM26 82L23 80V82L21 81V83H20V81H19V84H18V87H21V88H25L26 86H28L27 84H29L28 82H27V84H26ZM35 82L37 83V84H35ZM213 82V81H212ZM231 82V81H230ZM110 83H112V85L110 84ZM236 83V82H235ZM235 83H233V85H235ZM239 83H240V81H239ZM5 84V85H6ZM225 84H227V83H225ZM237 84V83H236ZM21 85H23V86H21ZM109 85H111V86H109ZM16 86V85H15ZM102 86H105V89L103 90L102 88H104V87H102ZM195 86V85H194ZM197 86V85H196ZM239 86V85H238ZM3 86H1L0 88H2ZM198 87V86H197ZM213 87V86H212ZM10 88V87H9ZM26 88H29V87H26ZM32 88V90H33V87H30V89ZM59 88V89H60ZM199 88V87H198ZM210 88H211V86H210ZM227 88H229V87H227ZM4 89V88H3ZM20 89V88H19ZM19 89H18V91H19ZM23 89H20V93H21V90H23ZM35 89H38V88H36L35 87ZM193 89H195V88H193ZM233 89V88H232ZM6 90L8 91V87H6ZM12 91H13V88L11 89ZM29 90V89H28ZM27 90V91H28ZM199 90V89H198ZM211 91H212V89H210ZM214 90V91H215ZM227 90V91H226ZM4 91V90H3ZM26 91V92H27ZM30 91V90H29ZM58 90L56 89V92H57ZM196 91H197V88H196ZM216 91L214 92V93H216ZM6 92V91H5ZM14 92H15V89H14ZM13 92V93H14ZM23 92V91H22ZM38 92V91H37ZM43 92H39L40 94H43ZM60 92V91H59ZM202 93L203 92V90L201 91H198L197 93L199 94V93ZM16 93H18L17 91H16ZM15 93V94H16ZM36 93V92H35ZM55 93V92H54ZM60 93V94H61ZM200 93V94H201ZM231 93V92H230ZM229 93V94H230ZM232 93H234V92H232ZM23 94V93H22ZM24 94H25V92H24ZM45 94V93H44ZM53 94V93H52ZM14 95V94H13ZM57 95H59V93L57 94ZM63 95V94H62ZM130 95V96H129ZM205 95V94H204ZM212 96H213V94H211ZM20 96H21V94H20ZM55 96H56V94H55ZM206 96V95H205ZM18 97H19V95H18ZM203 97V96H202ZM80 98V97H79ZM83 98V99H84ZM90 98V99H91ZM107 98V97H106ZM126 98V97H125ZM207 98H208V96H207ZM231 98V97H230ZM111 99V98H110ZM135 99V98H134ZM139 99V98H138ZM204 99H206V98H204ZM106 100V99H105ZM108 100V99H107ZM115 100V99H114ZM142 100V99H141ZM29 101V100H28ZM116 101H118V100H116ZM124 101V100H123ZM134 101V100H133ZM228 101V102H227ZM118 102H120V100L118 101ZM141 102V101H140ZM146 102V101H145ZM151 102H150V104H151ZM181 102H182V100H181ZM115 103V102H114ZM143 103V102H142ZM183 103V102H182ZM227 103V104H226ZM233 103V102H232ZM28 104V103H27ZM120 104V103H119ZM118 104V105H119ZM137 104H139V103H137ZM145 104V103H144ZM146 104H147V102H146ZM149 104V103H148ZM231 104V103H230ZM177 105V104H176ZM180 105V104H179ZM184 105V104H183ZM187 105H185V106H187ZM23 106H25V105H22V107ZM31 106V104H29V107ZM34 106H36V105H34ZM144 106H146V105H144ZM148 106V105H147ZM137 107V106H136ZM140 107V106H139ZM149 107H150V105H149ZM148 107V108H149ZM181 107V106H180ZM228 107V106H227ZM26 109V106L25 107H23V109ZM36 108V107H35ZM113 108V107H112ZM142 108L144 109V108H146V107H143L142 106ZM175 108V107H174ZM177 109H178V106L176 107ZM185 108V107H184ZM21 109V108H20ZM24 109V110H25ZM28 109V108H27ZM33 109V108H32ZM147 109V108H146ZM35 110H38V109H35ZM140 110V109H139ZM142 110V109H141ZM145 110V109H144ZM144 110H142V111H144ZM151 110H152V108H151ZM30 111V110H29ZM79 111V110H78ZM159 111V112H160ZM171 111H173V110H171ZM171 111H170V113H171ZM251 111V110H250ZM60 112V111H59ZM58 112V113H59ZM62 113H63V111H61ZM75 112H77V111H75ZM80 112V111H79ZM104 112V111H103ZM105 112H107V110L105 111ZM153 112H155V111H153ZM157 113H158V111H156ZM207 112V114H209ZM262 112V111H261ZM61 113V114H62ZM65 113V112H64ZM82 113V112H81ZM108 113V112H107ZM109 113H111V112H109ZM108 113V114H109ZM118 113V112H117ZM131 113V112H130ZM135 113V112H134ZM136 113H139V112H136ZM142 113V112H141ZM156 113V114H157ZM165 113H167V112H165ZM252 113V112H251ZM259 113H260V111H259ZM258 113V114H259ZM66 114V113H65ZM70 114V113H69ZM107 114V115H108ZM131 114H133V112L131 113ZM173 114V113H172ZM264 114V113H263ZM67 115V114H66ZM75 115H76V113H75ZM75 115H74V117H73V119L75 118ZM80 115V114H79ZM82 115V114H81ZM102 115H104V114H102ZM102 115H100V116H102ZM106 115V116H107ZM110 115V114H109ZM111 115H114V116H116L115 114H111ZM143 115V114H142ZM239 115V114H238ZM237 114L236 115H234L233 116V118L235 119V118H237V117H239ZM262 115V114H261ZM54 116V115H53ZM59 116V115H58ZM65 116V115H64ZM63 116V117H64ZM69 116H71V115H69ZM69 116H67V117H69ZM99 116V117H100ZM119 117L121 116V115H118ZM136 116V115H135ZM144 116V115H143ZM162 116H163V114H162ZM51 117V116H50ZM66 117V116H65ZM72 117V116H71ZM76 117H77V115H76ZM81 117H84V115L83 116H81ZM80 116H79V119L81 118ZM108 117V116H107ZM113 117V116H112ZM117 117V116H116ZM129 117V116H128ZM133 117V116H132ZM155 117V116H154ZM153 117V118H154ZM161 117V116H160ZM259 117V116H258ZM55 118L57 119V116H55ZM60 118H61V116H60ZM87 118H89V117H87ZM94 118H95V116H94ZM111 118V117H110ZM114 118V117H113ZM134 118V117H133ZM140 118H141V116H140ZM139 118V119H140ZM142 118H144V117H142ZM157 118H159V117H157ZM242 118V117H241ZM241 118L239 119V120H241ZM66 119V118H65ZM120 120H122L121 118H119ZM128 119V118H127ZM136 119V118H135ZM135 119H133V120H135ZM148 119V118H147ZM149 119H150V117H149ZM44 120V119H43ZM46 120H48L47 118H46ZM50 120V119H49ZM67 120V119H66ZM69 120V119H68ZM76 120V119H75ZM82 120V119H81ZM96 122H97V120H98V118H97V120L96 119H94ZM108 120V119H107ZM120 120H118V124H119V121ZM126 120V119H125ZM132 120V119H131ZM132 120V121H133ZM144 120H146V118L144 119ZM153 120V119H152ZM156 120V119H155ZM161 120V119H160ZM160 120H158L159 122H160ZM245 120V119H244ZM248 120V119H247ZM45 121V120H44ZM57 121H58V119H57ZM60 121V120H59ZM58 121V122H59ZM61 121H62V119H61ZM60 121V122H61ZM64 121V120H63ZM62 121V122H63ZM88 120H86V122H87ZM95 121H92V122H95ZM100 121V120H99ZM104 121H106L105 119H104ZM109 121H112V120H110L109 119ZM108 121V122H109ZM114 121V120H113ZM112 121V122H113ZM116 121V120H115ZM114 121V122H115ZM127 122L128 121H130V120H126ZM147 121V120H146ZM168 121V120H167ZM226 121V120H225ZM46 122V121H45ZM54 122H56L55 120H54ZM57 122V123H58ZM61 122V123H62ZM69 122H73V120H69ZM122 122V121H121ZM144 122V121H143ZM143 122H140V123H143ZM150 122H151V119H150ZM227 122V121H226ZM47 123H48V121H47ZM67 123V122H66ZM65 123V124H66ZM73 123H75V121L73 122ZM106 123V122H105ZM111 123V122H110ZM125 123V122H124ZM139 124V122H136L135 124ZM157 123V122H156ZM163 123H165V122H163ZM244 123V122H243ZM245 123H246V121H245ZM245 123H244V126H245ZM49 124H51L50 122H49ZM53 124V123H52ZM56 124V123H55ZM76 124H77V122H76ZM80 124H82V123H79V125ZM93 124V123H92ZM99 124V123H98ZM98 124H97V126H98ZM107 124H109V123H107ZM107 124H105V125H107ZM122 124V123H121ZM147 124V123H146ZM151 124V123H150ZM241 124V123H240ZM239 124V125H240ZM68 125V124H67ZM75 125V124H74ZM104 125V124H103ZM113 125V124H112ZM132 125H134L133 123H132ZM152 125V124H151ZM243 125V124H242ZM72 126V125H71ZM86 126H88V125H86ZM109 126V125H108ZM111 126V125H110ZM115 126V125H114ZM113 126V127H114ZM119 125H117L116 127H118ZM123 126V125H122ZM121 126V127H122ZM124 126H125V124H124ZM126 126H128L127 124H126ZM143 126V125H142ZM150 126V125H149ZM163 126V125H162ZM224 126V125H223ZM226 126V125H225ZM57 127V126H56ZM73 127V126H72ZM80 127H81V125H80ZM83 127H85V126H83ZM99 127V126H98ZM144 127V126H143ZM148 127V126H147ZM151 127V126H150ZM153 127V126H152ZM240 127V126H239ZM59 128H60V131L62 130V132H63V130H67V128H66V126L64 125V123H62V124H60L59 125ZM69 128V127H68ZM78 128H79V126H78ZM90 128V127H89ZM91 128H93V127H91ZM104 128V127H103ZM111 128V127H110ZM115 128V127H114ZM119 128V127H118ZM128 128V127H127ZM139 128H141V127H139ZM158 128V127H157ZM160 128V127H159ZM169 128H171V127H169ZM233 127L231 126L230 128H227L226 129V136H224V138H226V139H228V138H231L233 135H235L236 133H241L240 131H241V128H235V129H232ZM245 128V127H244ZM81 129H82V127H81ZM84 129V128H83ZM88 129V128H87ZM96 129H98V128H96ZM105 129V128H104ZM122 129H123V127H122ZM134 129V128H133ZM138 129V128H137ZM136 129V130H137ZM151 129H156V128H151ZM218 129H220V128H218ZM224 129V128H223ZM246 129V128H245ZM244 129V130H245ZM72 130H75V128L74 129H72ZM101 130H103V129H101ZM106 130V129H105ZM125 130H126V128H125ZM124 130V131H125ZM132 130V129H131ZM130 130V131H131ZM135 130V129H134ZM143 131L144 130H146V127H145V129L143 128L142 129ZM171 130H173V129H171ZM76 131H78L77 129H76ZM81 131H83V130H81ZM85 131V130H84ZM83 131V132H84ZM88 131H89V129H88ZM95 131V130H94ZM94 131L92 132V133H94ZM98 131V130H97ZM97 131H95V133L94 134H96V132ZM149 131V130H148ZM147 131V132H148ZM151 131V130H150ZM153 131V130H152ZM155 131V130H154ZM165 131H167V130H165ZM169 131V133H170V130H168ZM216 131V130H215ZM218 131V130H217ZM67 132H70V131H67ZM72 132V131H71ZM80 132V131H79ZM139 132H140V129H139ZM142 132V131H141ZM172 132H174V131H172ZM171 132V133H172ZM214 132V131H213ZM66 133V132H65ZM89 133V132H88ZM105 133V132H104ZM130 133V132H129ZM146 133V132H145ZM155 133V132H154ZM156 133H157V131H156ZM160 133V132H159ZM168 133V134H169ZM243 133V132H242ZM246 133V132H245ZM244 133V134H245ZM67 134V133H66ZM75 134H76V132H75ZM83 133H81L80 135H82ZM99 134H101V133H99ZM98 134V135H99ZM144 134V133H143ZM147 134V133H146ZM168 134H166V135H168ZM215 134V133H214ZM221 134V133H220ZM74 135V134H73ZM84 135V134H83ZM102 135V134H101ZM104 135H106V134H104ZM103 135V136H104ZM140 135V134H139ZM162 135H163V133H162ZM176 135V134H175ZM174 135V136H175ZM213 135V134H212ZM236 135H238V134H236ZM236 135H235V138H236ZM240 136H241V134H239ZM67 136V135H66ZM76 137L77 136H79L78 134L77 135H75ZM102 136V137H103ZM131 135H129V137H130ZM142 136H144V135H142ZM141 136V137H142ZM147 136V135H146ZM155 136V135H154ZM153 136V137H154ZM157 136H159V135H157ZM173 136V135H172ZM180 136V135H179ZM73 137V136H72ZM90 137V136H89ZM92 137H93V134H92ZM161 137V136H160ZM163 137V136H162ZM167 137H169V135L167 136ZM177 137V136H176ZM175 137V138H176ZM213 137V136H212ZM216 137V136H215ZM220 137V136H219ZM219 137H217L218 139H219ZM243 137V136H242ZM69 138V137H68ZM75 138V137H74ZM97 138V137H96ZM101 138V137H100ZM104 138V137H103ZM107 138V137H106ZM143 138V137H142ZM147 138V137H146ZM149 138V137H148ZM156 138V137H155ZM157 138H159V137H157ZM156 138V139H157ZM174 138V137H173ZM180 138H182V137H180ZM217 138H215V139H217ZM234 138V137H233ZM234 138V139H235ZM81 139H84V137L82 138L81 137ZM93 139V138H92ZM108 139V138H107ZM145 139V138H144ZM151 139H152V137H151ZM165 139V138H164ZM167 139V138H166ZM192 139V138H191ZM70 140V139H69ZM86 140H88V139H86ZM95 140V139H94ZM98 140V139H97ZM109 140V139H108ZM127 141H129V142H131V143H133V142H136L137 144H138V142L139 141H141V138L139 137V136H131V138H127L126 139ZM143 140V139H142ZM148 140H150V139H147L146 141H148ZM153 140V139H152ZM158 140V139H157ZM157 140H155V141H157ZM162 140V139H161ZM211 140V139H210ZM212 140H214L213 138H212ZM230 140H232V139H230ZM90 141V140H89ZM88 141V142H89ZM154 141V140H153ZM159 141V140H158ZM167 141H169V140H167ZM167 141H165V142H167ZM174 141H176V140H174ZM180 141V140H179ZM222 141V143H223V140H221ZM72 142H74V141H72ZM83 142H84V140H83ZM98 142V141H97ZM106 142V141H105ZM143 142V141H142ZM160 142H162V141H159V143ZM164 142V143H165ZM212 142V141H211ZM216 142V141H215ZM86 143V142H85ZM91 143H93V142H91ZM90 142H89V144H91ZM122 143H125V141H123ZM145 143V142H144ZM151 143H152V141H151ZM63 144V143H62ZM71 144V143H70ZM79 144H81V143H79ZM103 144H104V142H103ZM107 144V143H106ZM110 144V143H109ZM115 144H117V143H115ZM154 144V143H153ZM176 144V143H175ZM174 144V145H175ZM178 144V143H177ZM183 144H184V142H183ZM220 144V143H219ZM72 145H73V143H72ZM92 145V144H91ZM112 145H114V144H112ZM121 145V144H120ZM160 145H162V144H160ZM159 145V146H160ZM181 145V144H180ZM69 146V145H68ZM71 146V145H70ZM69 146V147H70ZM74 146H75V143H74ZM76 146H78V145H76ZM105 146H108V144L107 145H105ZM111 146V145H110ZM122 146V145H121ZM121 146H120V148H121ZM124 146V145H123ZM154 146H157V143H156V145H154ZM163 146V145H162ZM218 146V145H217ZM64 147H65V145H64ZM80 147V146H79ZM104 147V146H103ZM109 147V146H108ZM116 147V149H118V147L117 146H115ZM163 147H165V146H163ZM175 147H176V145H175ZM219 147V146H218ZM67 148V147H66ZM72 148V147H71ZM71 148H70V150H71ZM74 148V147H73ZM110 148H112V147H110ZM124 148V147H123ZM129 148V147H128ZM160 148V147H159ZM184 148V147H183ZM4 149V148H3ZM62 149V148H61ZM81 149H83L82 147H81ZM80 149V150H81ZM86 149H88L87 148V146H86ZM85 149V150H86ZM97 149V148H96ZM115 149V148H114ZM122 149V148H121ZM155 149V148H154ZM178 149H179V147H178ZM1 151H2V149H0ZM60 150V149H59ZM63 150V149H62ZM66 150H68V149H66ZM75 150H76V148H75ZM94 150V149H93ZM128 150H130V148L128 149ZM156 150V149H155ZM160 150V149H159ZM4 151V150H3ZM76 151H78V148H77V150ZM87 151V150H86ZM96 151V150H95ZM106 151H107V149H106ZM127 151V150H126ZM132 151V150H131ZM131 151H130V153H131ZM138 151V150H137ZM164 151V150H163ZM65 152V151H64ZM67 152V151H66ZM101 152V151H100ZM99 152V153H100ZM109 152H113V154H115L114 153V151H109ZM117 152V151H116ZM122 152V151H121ZM134 152V154H135V151H133ZM1 153V152H0ZM5 153H7V152H5ZM9 153V152H8ZM63 153V152H62ZM92 153V152H91ZM91 153H89V155L91 154ZM103 153V151L101 152V154ZM118 154H119V152H117ZM137 153V152H136ZM81 154V153H80ZM78 152H70V153H68L67 152V154H63L64 155V158H65V160H69L68 162H69V164H70V162H71V166L70 167H68L69 169H68V172H67V174H66V176H65V174H64V176L65 177H67L69 180L72 178L73 179V177L75 178V176L77 175V174H82V179L81 180H83L84 181V183H82V185H80L83 189H84V191L85 190H87V191H89L90 193L93 191V193L95 192L94 191V189L93 188H95V187H93V186H96L95 185V183H96V180H98V178L96 179V178H94L93 176L94 175H92L93 174V171L91 172V175H89V174H84V172L86 171V167H84V166H86V164H87V162H89V161H91V159H93V157H91V155H90V157H88L89 155H87V153L85 154V156H83V154H81L80 155ZM100 154V155H101ZM105 154V156H106V152L105 153H103V155ZM1 155V154H0ZM8 154H5V156H7ZM10 155H12V154H10ZM56 155V154H55ZM59 155H61L60 154V152H59ZM87 155V156H86ZM95 155V154H94ZM98 155V154H97ZM117 155V154H116ZM123 155H127V153L125 152V154H123ZM131 155H132V153H131ZM2 156H4V153L2 154ZM105 156L103 157L102 155H101V157L98 155V160H105L106 158H105ZM110 157L112 156V155H109ZM124 156V157H125ZM128 156V155H127ZM133 156V155H132ZM12 158L11 156H8V157H5V158ZM57 157H61V156H57ZM113 157V156H112ZM134 157V156H133ZM137 157V156H136ZM1 158V157H0ZM14 158V157H13ZM94 158H95V156H94ZM97 158V157H96ZM108 158V157H107ZM115 158V157H114ZM141 158L143 159V156H141ZM178 158V157H177ZM125 159H128V157H126ZM134 159H136V158H134ZM148 159V158H147ZM150 159V158H149ZM163 159H165V158H163ZM11 160V159H10ZM13 160V159H12ZM58 161H60L59 159H57ZM97 160V159H96ZM109 160V159H108ZM168 160L170 161V159L168 158ZM172 160V159H171ZM174 160V159H173ZM178 160V159H177ZM139 162H140V160H138ZM145 161V160H144ZM143 161V162H144ZM164 161V160H163ZM165 161H167V160H165ZM182 161V160H181ZM2 162L4 163L5 162V160L4 159H2ZM8 162V161H7ZM13 162V161H12ZM64 161H62V163H63ZM66 162V161H65ZM105 162H106V160H105ZM113 162V161H112ZM132 162H134V161H132ZM6 163V162H5ZM9 163H10V161L8 162V166H9ZM56 163H58V162H56ZM62 163H58V164H62ZM67 163V162H66ZM98 163V162H97ZM109 163V162H108ZM148 163H150V162H148ZM172 163V162H171ZM178 163V162H177ZM75 164V165H74ZM90 164V163H89ZM93 164H95V163H93ZM145 164V163H144ZM147 164V163H146ZM180 164H181V162H180ZM6 165V164H5ZM5 165H3L4 166V169H5ZM65 164L63 163V166H64ZM66 165H68V164H66ZM65 165V166H66ZM82 165H84L83 167H84V170L82 171ZM113 165H115V163L113 164ZM112 165V166H113ZM134 165H136V163L134 164ZM2 166V165H1ZM2 166V167H3ZM11 166V165H10ZM9 166V167H10ZM61 166V168H62V165H60ZM95 166V165H94ZM101 166V165H100ZM109 165H107V167H108ZM111 166V165H110ZM117 166V165H116ZM164 166V165H163ZM172 166H176V165H172ZM178 166V168H180L179 166L180 165H177ZM97 167V166H96ZM106 167V168H107ZM144 167V166H143ZM164 167H166V165L164 166ZM163 167V168H164ZM64 168V167H63ZM129 168V167H128ZM134 168V167H133ZM132 168V169H133ZM140 168V167H139ZM145 168H146V166H145ZM150 167H148V169H149ZM168 168V167H167ZM173 168H175V167H173ZM8 168H6L5 169V171L7 170ZM90 169H93V168H91L90 166H89V169L87 168V170H90ZM95 170H98V169H96V168H94ZM102 169V168H101ZM110 169H112V168H110ZM109 169V170H110ZM117 169V168H116ZM123 169V168H122ZM121 169V173L123 172V170ZM125 169V168H124ZM130 169V168H129ZM134 169H136V168H134ZM177 169V168H176ZM175 169V170H176ZM2 170H3V168H2ZM63 170V169H62ZM61 170V171H62ZM65 170V169H64ZM67 170V169H66ZM103 170H104V168H103ZM103 170H101V171H103ZM113 170V169H112ZM126 170H128V169H126ZM140 170V169H139ZM151 170V169H150ZM150 170H148V171H150ZM160 170H161V167H160ZM108 171V170H107ZM170 171L172 172L173 170L172 169H170ZM177 171V170H176ZM175 171V172H176ZM179 171V170H178ZM87 172V171H86ZM95 172H97V171H95ZM105 173H106V171H104ZM129 172H130V170H129ZM150 172H152V171H150ZM154 172V171H153ZM157 172V171H156ZM161 172H162V170H161ZM160 172V173H161ZM165 172H166V168H165ZM66 173V172H65ZM89 173V172H88ZM98 173H100V172H98ZM103 173V172H102ZM114 173H118V172H114ZM127 173V172H126ZM131 173V172H130ZM159 173V174H160ZM226 173V172H225ZM23 174H24V172H23ZM27 174V173H26ZM95 174V173H94ZM109 174H110V172L108 171V176H109ZM119 174V173H118ZM117 174V175H118ZM132 174V173H131ZM134 174H136L135 172H134ZM152 174H155L156 175V173L154 172V173H152ZM158 174V175H159ZM166 175H168L167 173H165ZM171 174V173H170ZM175 174H177V173H175ZM182 174V173H181ZM180 174V175H181ZM185 174V173H184ZM192 173H190V177L191 176H195L196 174L194 173V175H191ZM3 175H4V172H3ZM25 175V174H24ZM101 175V174H100ZM102 175H105V174H102ZM113 175V174H112ZM120 175V174H119ZM123 175V174H122ZM145 175H146V173H145ZM164 175V174H163ZM187 175V174H186ZM185 175V176H186ZM189 175V174H188ZM219 175H222V174H219ZM95 176H97V174L95 175ZM107 176V175H106ZM127 176V175H126ZM136 176V179H138L139 178V176H138V178H137V175H135ZM147 176H148V174H147ZM154 176V175H153ZM152 176V177H153ZM160 176V175H159ZM178 176V175H177ZM210 176H212V175H210ZM218 176V175H217ZM227 176H229L228 175V173H227ZM98 177H101V176H98ZM121 177V176H120ZM128 177H130L129 175H128ZM134 176H132V178H133ZM149 177H151V176H149ZM149 177H147V178H149ZM155 177V176H154ZM163 177V176H162ZM167 177H170V176H167ZM183 177H184V175H183ZM222 177V176H221ZM219 177V178H215L214 180H212L213 182L211 183L210 182V184H206V185H202V186H200L199 187V189H194V190H192V191H188L187 189H186V187H185V185L183 186V185H181V184H179V181H171V183H169L170 185H171V187H170V190H168V192H167V190H165L164 192H167V193H163V194H168V195H173V197L174 198H171V199H163L164 201H166V200H169L168 201V203L169 202H176V203H183V202H185V204H187V210H195L194 209V207H193V205H195V204H199V203H201L203 206H205L206 208H203V211H205V209H206V211L207 212H205V214H207L208 213V215L207 216H205V215H196V212H195V216H189L188 218H185L184 217V215L182 216L181 214V212H179L180 210H182V209H179V213H181V214H179V213H175L176 212V209H175V211H174V213H172V211L170 210V212H169V210H168V212L164 215L163 214V216H164V220H166L167 222L166 223H175L177 226L178 225H180V227H177V226H174L175 228V230L177 231V235H176V237H175V235H174V237H173V241H171V240H169V239H166L165 240V242L164 243H166L167 245L166 246H162V247H168V248H166V249H162V247H161V245H159V244H156V246H154V248H156L157 247V245H159L158 247H160L161 248V250H163L164 251V253L166 252V250H169L170 248H173V243L174 242H177V244H178V242H180V243H182V245H185V247L188 249V256H189V258L190 259H188V258H186L187 257V255L185 254L184 255V257L186 258V260L187 261H189V262H191V264L193 263V264H201V262H202V259L204 258V256H208V257H210V255H207V253H206V249L205 248H207V251H209L208 250V245L209 244H207V246H205L204 247V245H202L204 242L203 241H199L198 242V240H200V238H202V239H204V240H208V239H205V238H203V233H206L203 229H205V228H208V227H203L205 224H207L208 226H209V230L208 231H210V233L208 232V234L210 235L212 232L213 233H215L216 235H217V238L216 239H219L218 237H222V236H224V235H226L225 236V238H227V239H229V237H230V239L231 238H233V239H235L234 241L235 242H233L232 241V243L234 244L233 246L234 247H232V249H233V252H234V254L235 255H237L241 260H242V262H240V263H242V264H264V257H262V258H258V260H257V258H256V256H257V251H258V247L254 244V243H252V242H249V243H244L243 241H240L239 239H238V237H237V240H236V238H234L233 236H230V234H226L227 233V231H226V229H224V230H220L219 228H218V226H219V224L217 225V222H219L221 219V217H220V214H224L225 216H226V214H228L227 213V211L228 212H230L229 211V209H228V206L229 205H227L226 204V202L228 203L229 202V204L231 203L230 201H235L236 200V197H230L229 195H228V193L229 192H227V191H224L225 189L223 188L224 186H223V183H224V181H226L229 177H226L227 179L225 180L224 178H225V175H224V178L222 177ZM109 178V177H108ZM111 178V177H110ZM113 178V177H112ZM112 178H111V181H112ZM116 177H114V179H115ZM122 178V177H121ZM123 178H124V176H123ZM131 178V177H130ZM141 178V177H140ZM145 178V177H144ZM165 178V177H164ZM164 178H162L163 180H164ZM178 178H181L182 179V177L180 176V177H177L176 179H178ZM186 178H187V176H186ZM192 178H194V177H192ZM214 178V177H213ZM77 179H78V177H77ZM102 179H104V178H102ZM101 179V180H102ZM117 180H118V178H116ZM128 180V178H126L125 177V179H123L124 181L125 180ZM135 179V178H134ZM159 179V177L157 178V180ZM168 179V178H167ZM75 180V179H74ZM73 180V181H74ZM81 180H78V181H81ZM107 180V179H106ZM126 180V181H127ZM131 180H133V179H131ZM151 182H153L151 179H149ZM154 180H155V178H154ZM169 180H171V178H169ZM174 180V179H173ZM209 180H210V178H209ZM104 181V180H103ZM109 181V180H108ZM126 181H125V183H126ZM145 181H146V179H145ZM144 181V182H145ZM149 181V182H150ZM166 181V180H165ZM181 181V180H180ZM4 182V181H3ZM76 182V181H75ZM98 182V181H97ZM114 182H115V180H114ZM119 182V181H118ZM128 182V181H127ZM131 182V181H130ZM136 182H137V180H136ZM140 182H142V181H140ZM148 181L146 182V183H149ZM156 183L158 182V181H155ZM155 182L153 183V184H155ZM160 182V181H159ZM164 181H162V183H163ZM167 182H168V180H167ZM79 183H81V182H79ZM105 183V182H104ZM110 183V182H109ZM120 183V182H119ZM106 184V183H105ZM120 184H122L121 186L123 187V183L121 182ZM120 184H118V185H120ZM128 184H130V183H128ZM134 184V186H135V184H138L139 185V183L137 182V183H133ZM165 184H167V186L166 187H168V183H165ZM77 185V184H76ZM99 186L101 185V184H98ZM97 185V186H98ZM106 185H108V182H107V184ZM112 185V184H111ZM111 185H109V186H111ZM114 185H116V184H114ZM131 186H132V184H130ZM147 185V184H146ZM145 185V186H146ZM152 184L150 183V186H151ZM159 185H160V183H159ZM109 186H107L108 188H109ZM129 186V185H128ZM127 186V187H128ZM140 186H141V183H140ZM155 186H156V184H155ZM161 186V185H160ZM101 187H103V186H101ZM125 187V186H124ZM124 187H123V190H124ZM126 187V188H127ZM130 187V186H129ZM143 188H144V185L142 186ZM148 187V186H147ZM157 187V186H156ZM164 188V185L163 186H161V188ZM165 187V188H166ZM105 188H106V186H105ZM108 188H106V189H108ZM121 187H119L118 188V190H119V194H124L123 192H122V189H120ZM131 188H133V187H131ZM131 188H129V189H131ZM163 188H162V191H163ZM82 189V190H83ZM98 189V188H97ZM96 189V192H98V190H100V189H98L97 190ZM128 189V188H127ZM127 189H125V192H126V190ZM137 190H138V187L136 188ZM139 189L140 190H142L140 187H139ZM145 190H146V188H144ZM79 190H81V189H79ZM112 190H113V188H112ZM111 190V191H112ZM148 190V189H147ZM149 190H150V187H149ZM153 190H158L157 188L155 189H153ZM101 191V190H100ZM103 188H102V193H103ZM133 192L132 193H134V189L132 190ZM144 191V190H143ZM154 191V192H155ZM161 191V192H162ZM113 192V191H112ZM111 192V193H112ZM117 192V191H116ZM116 192H115V194H116ZM140 192H142V191H140ZM151 192V191H150ZM153 192V191H152ZM153 192V193H154ZM108 193L110 194V192H109V189H108ZM114 193V192H113ZM126 193H128V192H126ZM125 193V194H126ZM148 193V192H147ZM158 193V192H157ZM92 194V193H91ZM98 194H100V193H98ZM106 194V193H105ZM114 194V195H115ZM119 194H117L118 196H119V198H120V196L121 195H119ZM124 194V195H125ZM135 194V193H134ZM136 194H138V192L136 193ZM135 194V195H136ZM145 193H143V195H144ZM158 194H161V193H158ZM97 195V194H96ZM108 195V194H107ZM117 195H116V197H117ZM128 195V194H127ZM127 195H125L126 196V198H127ZM129 195H131V193H129ZM139 195V194H138ZM137 195V196H138ZM153 195V194H152ZM167 195V196H168ZM230 195H232L231 193H230ZM134 195H132V197H133ZM146 196V195H145ZM156 196H157V194H156ZM155 196V197H156ZM162 196V195H161ZM166 196V195H165ZM233 196V195H232ZM122 197H124V196H122ZM130 197V196H129ZM128 197V198H129ZM148 197H150V195L149 196H146V198L148 199ZM159 197H160V195H159ZM159 197H158V199H156V200H159L160 201V199H159ZM164 197V196H163ZM263 197V196H262ZM134 198V197H133ZM141 198V197H140ZM145 198V200L147 201V199ZM151 198V197H150ZM152 198H154V197H152ZM151 198V199H152ZM157 198V197H156ZM162 198V197H161ZM131 199V198H130ZM151 199H149V200H151ZM233 199H235V200H233ZM138 200H140V199H138ZM142 200V199H141ZM152 201V200H151ZM150 201V202H151ZM158 201V202H159ZM163 201V202H164ZM143 202V201H142ZM149 202V203H150ZM157 201H155V203H156ZM148 203V204H149ZM160 204H161V202H159ZM166 203H167V201H166ZM234 203V202H233ZM141 204H143V203H141ZM140 204V205H141ZM151 204V203H150ZM169 204H171V203H169ZM168 204V205H169ZM234 204H237V203H234ZM108 205V204H107ZM106 204H103V205H100V206H97V209L96 210H100L101 209V211H103V209H106V211H109L110 210V208L107 206ZM144 205V204H143ZM142 205V206H143ZM164 205V204H163ZM173 206H174V203L172 204ZM200 205V204H199ZM146 206V205H145ZM173 206H170V207H173ZM202 206V207H203ZM232 206H233V204H232ZM109 208V209H108ZM176 208H178V206L176 207ZM184 208H185V205H184ZM183 208V209H184ZM199 208V207H198ZM230 208H231V205H230ZM233 208V207H232ZM108 209V210H107ZM173 209H174V207H173ZM29 210V209H28ZM30 210H32V209H30ZM35 210V209H34ZM93 210V209H92ZM186 209L184 210V211H187ZM28 212H31V211H28ZM27 212V213H28ZM165 212V211H164ZM193 212V213H194ZM232 213H233V210L231 211ZM95 213H97V211L95 212ZM99 213V212H98ZM185 212H183V214H184ZM192 213V215H194ZM198 213V212H197ZM28 214H30V213H28ZM27 214V215H28ZM73 214V213H72ZM93 214V213H92ZM160 214V213H159ZM185 214H187V213H185ZM6 215V214H5ZM11 215V214H10ZM103 216L102 215V213L101 214H99L98 216ZM162 215V214H161ZM161 215H160V217H161ZM233 215H234V213L232 214V217H233ZM67 217L69 216V215H66ZM94 216H96V215H94ZM93 216V217H94ZM98 216H96L97 218H98ZM159 216V215H158ZM229 215H227V217H228ZM28 217H30V216H28ZM32 217V216H31ZM74 217H75V215H74ZM73 217V218H74ZM83 217V216H82ZM264 217V216H263ZM262 217V218H263ZM69 218H71L72 219V217H70L69 216ZM181 218V219H180ZM230 218H231V215H230ZM235 218V217H234ZM233 218V219H234ZM83 219V218H82ZM88 219V218H87ZM94 219V218H93ZM99 219H101V217H99L98 218V221H99V223L100 224H102L103 223V220H102V222H101V220H99ZM179 219H180V221L181 222H179V224L177 223L178 221H179ZM220 219V220H219ZM233 219H230V220H232V221H230V222H234V220ZM85 220V219H84ZM83 220V221H84ZM89 221H91L90 219H88ZM87 220V221H88ZM158 220H161V218H159ZM164 220H163V224H164ZM217 220V221H216ZM225 220V219H224ZM237 220V219H236ZM235 220V221H236ZM68 221H71L72 222V220H69L68 219ZM75 221V220H74ZM94 221H96V220H92V226H94ZM98 221L96 222V224L98 223ZM108 221V220H107ZM106 221V222H107ZM77 221H75V223H76ZM104 222H105V219H104ZM110 222V221H109ZM114 222V221H113ZM153 222V221H152ZM161 222V221H160ZM203 222H204V225H203ZM227 222H228V220H227ZM229 222V223H230ZM78 223H79V221H78ZM91 223V222H90ZM90 223H88V224H90ZM117 223H119V222H117ZM125 223V222H124ZM123 223V224H124ZM156 223H157V221H156ZM262 223L264 224V222H263V220H262ZM261 223V225L263 226V224ZM95 224V225H96ZM99 224V225H100ZM104 224V223H103ZM102 224V225H103ZM109 224H111V222L110 223H108V226H109ZM116 224V223H115ZM120 224V223H119ZM122 224V223H121ZM120 224V225H121ZM152 224V223H151ZM160 224V223H159ZM226 224V223H225ZM231 224V223H230ZM16 225V224H15ZM15 225H11V227L12 226H15ZM74 225V224H73ZM77 226H78V228H79V225L78 224H76ZM81 225V224H80ZM105 226H100V228L101 227H103V230H105V229H107V231H108V235L107 236H105V238L106 237H108V236H112V237H114L115 239L116 238H118L119 239V241H124V242H126V244H127V247H128V250H130V252L129 253H131V255L133 254L134 255V257H136L138 260L139 259H141L140 260V262L143 260V257H145V256H147V252L149 253L150 251H147V246L148 245H145L144 243H146V242H139V241H136V240H134V241H131V240H129V241H127L128 240V235H130V233L128 232V231H130V229L128 230L127 229V231H126V224H125V226H123V227H125V229L122 227V226H120V227H118L117 226V224L115 225V226H117L118 228L117 229H114V230H110L108 227H107V224L105 223L104 224ZM152 225H154V223L152 224ZM206 225V226H207ZM221 225V224H220ZM260 225V226H261ZM97 227H96V229L99 227L98 225H96ZM127 226H128V224H127ZM150 226V225H149ZM148 226V227H149ZM157 228H158V226L157 225H155ZM165 226V225H164ZM169 226V225H168ZM168 226H166V227H168ZM222 226L223 225H221L220 227L222 228ZM260 226H258V227H260ZM261 226V227H262ZM11 227H9V228H11ZM74 227V226H73ZM112 227V226H111ZM155 227V228H156ZM161 227V226H160ZM172 228H173V226H171ZM224 227V226H223ZM226 227V226H225ZM5 228H7L8 229V227H5ZM4 228V229H5ZM76 228V227H75ZM100 228H99V230H100ZM113 228H114V225H113ZM116 228V227H115ZM149 228H152V227H149ZM251 228V227H250ZM263 228V227H262ZM1 230H3L2 228H0ZM83 229V228H82ZM153 229V228H152ZM158 229H160V228H158ZM163 229H165V227L163 228ZM170 229V228H169ZM168 228H167V230L168 231H170V230H172V229H170L169 230ZM179 229V230H178ZM213 229H215V231L213 230ZM256 229V228H255ZM255 229H252V230H254L253 232L255 233ZM257 229H259V228H257ZM256 229V230H257ZM99 230H98V232H99ZM101 230H102V228H101ZM125 230V231H124ZM148 230V229H147ZM150 230V229H149ZM155 230V229H154ZM157 230V229H156ZM213 230V231H212ZM220 230V231H219ZM236 230V229H235ZM259 230H261V228L259 229ZM259 230H257V231H259ZM10 231V230H9ZM132 231V230H131ZM160 231V230H159ZM167 231V232H168ZM173 231V230H172ZM175 231V232H176ZM217 231H219L220 233H221V235L220 236H218L219 235V232H217ZM222 231H223V233H222ZM257 231H256V233H257ZM264 231V230H263ZM262 231V232H263ZM5 233H6V231H4ZM12 232V231H11ZM97 232V233H98ZM103 232V231H102ZM127 232H128V234H127ZM154 232V231H153ZM165 233L166 232V230L164 231V230H162V233ZM236 232V231H235ZM2 233V232H1ZM101 233V232H100ZM107 233V232H106ZM106 233L104 232V234L106 235ZM146 233H147V231H146ZM148 233H150V232H148ZM152 233V232H151ZM156 233V232H155ZM171 233V232H170ZM174 233V232H173ZM172 233V234H173ZM230 233V232H229ZM234 233V232H233ZM253 233V234H254ZM261 233V232H260ZM259 232H258V237H260V235L262 236L263 234L261 233L260 234ZM264 233V232H263ZM8 234H9V232H8ZM12 234V233H11ZM132 234V233H131ZM154 234V233H153ZM158 234V233H157ZM156 234V237H158L159 235H157ZM168 234V233H167ZM167 234H165V235H167ZM171 234V235H172ZM250 234H251V232H250ZM0 235H2V234H0ZM96 235V234H95ZM134 235V234H133ZM150 234H148V236H149ZM161 235V234H160ZM206 235V234H205ZM204 235V236H205ZM208 235V236H209ZM240 235V234H239ZM100 236H102V235H100ZM138 236H140V234H138ZM142 236V235H141ZM169 237H170V235H168ZM208 236H205V237H208ZM210 236H212V235H210ZM209 236V237H210ZM213 236H214V234H213ZM256 236V235H255ZM96 237V236H95ZM99 236L97 235V238H98ZM103 237V236H102ZM144 237H146V235L144 236ZM144 237L142 236V238L144 239ZM161 237H162V235H161ZM216 237V236H215ZM242 237V236H241ZM249 237H250V235H249ZM253 237V236H252ZM257 237V238H258ZM101 238V237H100ZM114 238L113 239H111V240H114ZM138 238V237H137ZM149 239H151L150 237H148ZM155 239V237H153L152 236V239ZM158 238H160V237H158ZM240 238V237H239ZM248 238V237H247ZM262 238V237H261ZM261 238H258V239H261ZM101 239H103V238H101ZM133 239V238H132ZM136 239V238H135ZM140 239V238H139ZM138 239V240H139ZM153 239V240H154ZM215 239V240H216ZM227 239H226V241H224L225 243H227L228 241H227ZM229 239V240H230ZM246 239V238H245ZM245 239H242V240H245ZM263 239V238H262ZM100 240V239H99ZM106 240V239H105ZM146 240H148V239H146ZM152 240V242L154 243V241ZM215 240L213 239V242H215ZM222 240H224L223 238H222ZM232 240V239H231ZM264 240V239H263ZM263 240H262V243L264 244V242H263ZM97 241V240H96ZM149 242L151 241V240H148ZM156 241H157V239H156ZM218 241V240H217ZM216 241V242H217ZM238 241V242H237ZM247 242L248 241H250V238H249V240H246ZM245 241V242H246ZM255 241V240H254ZM261 241V240H260ZM106 242V241H105ZM149 242H148V244H149ZM152 242H151V245H153L152 244ZM209 242V241H208ZM212 241L210 240V243H211ZM212 242V243H213ZM222 241L220 240V242H218V243H221ZM224 242H222L223 243V245H222V247L223 246H225L224 244ZM257 242H259L258 240H257ZM96 243H98V242H96ZM179 243V245H180V247L182 246L181 244ZM261 243V250H264V245ZM103 244V243H102ZM123 244V243H122ZM176 244V245H177ZM260 244V243H259ZM218 246H219V244H217ZM217 245L216 246H210L209 248H211V247H217ZM232 246V244H229L228 246ZM177 247H179V246H177ZM183 247V246H182ZM9 248V247H8ZM151 248V247H150ZM153 248V249H154ZM186 248H183L184 250L186 249ZM231 248V247H230ZM4 249H5V247L4 248H2V252H4ZM7 249V248H6ZM5 249V250H6ZM127 249V248H126ZM157 249V248H156ZM178 249V248H177ZM214 249H216V248H214ZM224 249H226V248H224ZM231 249V250H232ZM149 250V249H148ZM152 250V249H151ZM172 250V249H171ZM183 250V252H185ZM211 251H212V249H210ZM218 250V249H217ZM221 250V249H220ZM260 250V251H261ZM7 251V250H6ZM5 251V252H6ZM163 251H160L161 253L163 252ZM182 251V250H181ZM221 251H223V249L221 250ZM228 251V250H227ZM260 251H258V252H260ZM4 252V253H5ZM187 252V251H186ZM225 252V251H224ZM229 252V251H228ZM264 252V251H263ZM151 253V252H150ZM157 253V252H156ZM164 253H162V256L164 255ZM167 253H169L168 251H167ZM176 253V252H175ZM231 253V252H230ZM7 256L9 255V254H7V253H5ZM4 254V255H5ZM19 254V253H18ZM17 254V255H18ZM154 255H155V252L153 253ZM153 254L151 255V257L153 256ZM177 254V253H176ZM226 254V253H225ZM232 255L231 256V258L232 259H234L233 257L235 256V255ZM5 255V256H6ZM157 255H158V253H157ZM157 255H155V257L157 256ZM227 255H229V254H227ZM258 255H259V253H258ZM12 256V255H11ZM149 256H150V254H149ZM159 256V255H158ZM165 256V258L167 257V254L166 255H164ZM225 256V258H226V255H224ZM262 256V255H261ZM263 256H264V254H263ZM171 257V256H170ZM174 257H176V256H174ZM173 257V258H174ZM207 257V258H208ZM5 258V260H6V257H4ZM8 258H9V260H10V256H8L7 257V261H8ZM11 258H13L14 259V256L13 257H11ZM18 258H20V256H18ZM132 258V257H131ZM153 258V257H152ZM160 258V257H159ZM162 258V257H161ZM160 258V259H161ZM178 258H181V256L180 257H176L175 259H177L178 260ZM207 258H204L205 260H204V262H202V263H205V261H206V259ZM12 259V260H13ZM15 259H16V255H15ZM14 259V260H15ZM144 259H147L146 257L144 258ZM156 259V258H155ZM169 259V258H168ZM175 259H173L174 261H176ZM18 260H20V259H18ZM157 260V259H156ZM162 260H163V258H162ZM171 260H172V258H171ZM225 260V259H224ZM229 260H230V262H232V260L229 258ZM228 260V257H227V261H229ZM240 260V261H241ZM4 261V260H3ZM148 261V260H147ZM150 261H151V258H150ZM165 261H166V259H165ZM226 261V262H227ZM15 261H9V263H7V264H16V263H14ZM135 261H133L132 263H134ZM139 262V261H138ZM144 262H145V260H144ZM153 262V261H152ZM159 262V261H158ZM167 262V264L169 263L168 262V260L166 261ZM171 262V261H170ZM181 262H184V261H182L181 260ZM180 262V263H181ZM225 262V261H224ZM4 264H6L5 263V261L3 262ZM131 263V262H130ZM151 263V262H150ZM157 263V262H156ZM161 263H162V261H161ZM175 263V262H174ZM174 263H172V264H174ZM178 264H180L179 262H177ZM177 263H175V264H177ZM234 263V262H233ZM239 263V262H238ZM19 264V263H18ZM136 264H141V263H136ZM144 264V263H143ZM145 264H146V262H145ZM155 264V263H154ZM158 264V263H157ZM185 264H186V261H185ZM217 264V263H216ZM221 264V263H220ZM225 264H230V263H225Z\"/></svg>",
  "mask_w": 264,
  "mask_h": 264
},
{
  "label": "crops",
  "instance_id": "obj_3",
  "mask_svg": "<svg viewBox=\"0 0 264 264\" xmlns=\"http://www.w3.org/2000/svg\"><path fill=\"white\" fill-rule=\"evenodd\" d=\"M85 30H83V31H81V32H79V33H82V32H84Z\"/></svg>",
  "mask_w": 264,
  "mask_h": 264
}]
</instances>
